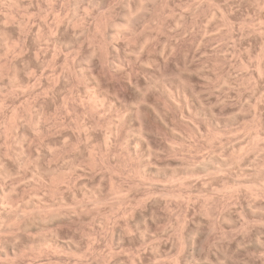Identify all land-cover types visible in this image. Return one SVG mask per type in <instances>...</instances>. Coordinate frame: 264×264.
<instances>
[{"label": "rangeland", "instance_id": "1", "mask_svg": "<svg viewBox=\"0 0 264 264\" xmlns=\"http://www.w3.org/2000/svg\"><path fill=\"white\" fill-rule=\"evenodd\" d=\"M89 1L88 0H15V1L14 0H11V1L10 0H8V1L7 0H0V13H1L0 14V34H1L0 35V67H1L0 68V90H1L0 91V122H1L0 123V153H1L0 155L3 156V157H1V156L0 157H1L3 163L6 161L5 162L6 164L4 163V166L6 168L8 167L6 169V172L7 173L10 172V174H8L9 177L8 176L7 177L10 180L13 178L10 181V180H8V178L6 176H5L6 177L5 178V177L0 175V177H2V178H0V180H1L0 181V208H1L0 214L4 213L6 215V213H9L6 216H10L12 214H13V216L16 215V213L14 212L16 210L15 204L13 206L14 209L12 208V206H10L11 209H9L10 208L9 204L11 202H12L11 203L12 205H13V203L16 202V205H18V209L16 211L18 213L20 210L19 214H21V210H23L24 207H25V209L30 208L29 205L32 203V205H30L31 206L30 211H29V209H28V211L25 209L22 211V213L24 211L31 213L34 210V208L37 205L39 206V204L42 202L41 198L44 199L43 202L41 203V205L43 203L44 204L47 203V205L45 204V206L49 207V209L46 207L47 210H51L53 207L54 208L57 207V208H55L56 210L59 209V210H57V212H59V211L62 212V210H61L62 208L60 209V208H58L60 206H57L58 202H59V205L64 203L63 202L60 204V202L62 201L61 199H64V201L66 202L62 205L64 207L66 206L65 208L63 207L65 210L66 209L67 210H69V209L76 210V211L69 210L70 212L75 213V214L73 213L75 215V216H73V219H75V220L74 221L72 220L71 221L72 223L68 224L69 225L68 227H67V225H65L66 227L63 226L64 228L63 227L58 228V229L63 228L62 229L63 231L58 230L57 228L56 229L60 233L63 232V235L66 237V239H64L65 237L62 235V233H61V235H62L61 237H63L62 239L64 241L67 240V237H71L70 239L68 238V241L69 240H70V242L73 241L72 243L75 242L74 243V244H76L75 247H77L79 245L78 248L76 249L77 251L75 250V247L73 248L74 251L72 250L74 253L67 250L68 252H66L65 254H68L70 256V258H69L70 261L66 260V259L64 261H56L58 263H56L54 261L52 263V261H49L51 264H71V263L76 264L77 261L78 262L80 261L78 259H82L80 257V256H82V254L87 255V256H85V259L84 258L82 259V261L86 260V257H88L87 258L88 261L87 260L85 261L88 264H90V263L91 264H98V263L99 264H120V262H121V264H142V263L143 264H148V263L149 264H168V263L169 264H187V263L188 264H195V263L196 264H199V263L200 264H218V263L219 264H237V263L238 264H261V263L264 264V229H263L264 228V214H263L264 213V183H263L264 182V170H263L264 169V166H263L264 165V151H263L264 150V59H263L264 58V41H263L264 34H263V36L261 34L264 32H260V34L258 33V31L261 29H263V31H264V15H263L264 14V0H240V1L234 0L233 1L235 3V4H233L234 5L233 8H235V9H233L234 12L232 11L233 12L232 17H233V22L235 25L234 31L236 33L233 32L234 34L232 33L233 35H231L232 37H230V38H228L229 37L228 36L229 34H227L228 28L225 25L227 22L225 21L224 24L222 22L226 19L222 15L218 16L217 18L215 17L216 20H212L213 24L211 21H210L211 25L209 23H207V21H208L207 19L211 16L212 8L210 6L209 7L210 9H209L208 6H206V8L203 11L204 13L206 12V14H204L205 17L202 14L203 12L201 13L202 16L197 15V14H196V16H194L193 11L191 10L190 11L191 14L186 13L184 15L185 17L184 18L182 17L183 18L182 19L180 16V14H182V10L179 9L176 12V14L178 13L177 15H174L173 17L171 16L170 18H172V19H170V18L168 19L169 15L167 16V13L168 14H170V13L167 12L166 15H164L167 18L163 16V18H164L163 21L167 20V23L165 21H164L165 23L163 22V26L167 24L166 26L163 27V29L160 30L159 28L153 29V28L148 27L149 29L145 28L144 29L145 31L139 30L140 32L139 31L137 32L140 34V36H139V34H137V37L139 40L138 39L135 40V41H137V43H135V41L133 40L134 37H133V39H131L132 42H129V43H127V42L130 39H128L127 42L123 39L121 41H119L120 40L119 39V40H117L119 42L116 43V45H118L119 47L116 46L114 43L117 41L114 40V38H113V36H114L113 29H110L108 27L107 28L108 33H106V30H105V33H104L105 36L104 37L107 38V40H106L102 36V33H98V34H101V36H102L101 37L100 35H98L95 32V29H93V28L95 27L94 24H96L100 19L101 20L104 19V16L107 17V19L110 17V14H109L110 10L109 9L111 7H113V9H115V10L111 11V15H113V13L114 14L116 13L117 15L115 14L116 16L114 15V17H116V18L118 17L117 19L121 18L123 16V11H124V7L122 6L124 0L123 1L122 0H98V1L93 0L94 2L92 0H89ZM90 3L93 4L94 6L91 7ZM16 4H17V6H16ZM87 4H89V6L91 7V9H89L92 11V12L90 11V15H87V14H89V13H87L88 7H89V6L87 7ZM108 4H110L111 6ZM107 5L109 6V8L108 7L106 8ZM223 6H226V5H223ZM84 7H86L85 9H87V11L84 9ZM122 7H123V9H121ZM103 10H105V11L107 10L106 14L103 13ZM209 10H211V11H209ZM224 11H225V9H224ZM84 12H86L85 16L86 15L87 16L85 18L86 19L88 18L87 19L88 21L84 18ZM209 12H210V14H209ZM91 13H92V15H91ZM100 14L103 15V19L100 17L101 16ZM81 15H83V17ZM55 16L56 17L58 16V17L56 18ZM64 16L65 17L68 16V17L64 18ZM88 16H90V17H88ZM178 16H179V18L182 19V22L185 25H183L181 23V19H178ZM190 16H191V18H190ZM193 16L196 18L197 21L196 20L193 21L195 19ZM197 16H199V17H197ZM200 16H201V18H200ZM70 17H72V18H70ZM95 17H97V19H95ZM99 17H100V19H99ZM174 17H175V19H174ZM221 17L224 18V20H220ZM73 18L75 20L77 19L78 21L76 22ZM81 18L82 19L84 18L86 21L83 22L84 19L82 20ZM199 18L200 19L203 18L201 20L202 22L200 21L201 23L209 26L208 27V30H209L208 33L211 32V29H212V33H214L213 31H216V33H215L216 35L213 34L214 37L210 36V35H212L211 33H210V35L207 34L208 36H205L206 38H204L200 42V40L202 38L200 37V32L198 31V29H200V27L203 24H201L199 22V20H200ZM71 19H73V23L75 21L73 26H74V28L76 27V29L71 27L73 24ZM176 19L180 20V22L177 21ZM70 20H71V22H70V24H68V22ZM79 20L80 21L82 20L81 22H83V23L80 22L81 25H79V27H78V25L75 26V24H79L78 23ZM94 21H97V22H94ZM176 21L178 22V28H176L175 25H173V22H176ZM4 22L6 25L4 24ZM244 22L245 23L248 22L250 25L252 24L250 26L252 28L255 25L254 29L252 30L251 28H249L250 31L247 30L248 29L247 27L249 24L247 23V25H246ZM17 23H18V25H17ZM92 23H93V27H91ZM193 23H194L193 26L195 28L192 30H194V32H193L194 34L196 33L195 35L198 34L197 36H195L190 31L188 32V28L190 26H192ZM197 23H198V26H197ZM216 23H217V25H215ZM67 24L69 25L68 27H67ZM82 24H83V28H85L87 26L86 29L82 28ZM84 24H85V26H84ZM179 24H182L181 27ZM259 24H261V26ZM223 25H225V26L222 27ZM240 25L241 26L246 25L247 27L245 26L242 28ZM56 26H58V28L60 26V30ZM169 26L171 28H173V27L174 28L171 30V28ZM215 26H217V27H215ZM80 27L83 30H86L84 32L87 33V30H88V32H90V33L86 34L89 37L86 35L83 36L85 33L83 32V30ZM179 27H180V29H179ZM213 27H214V29H213ZM220 27L222 28V30L221 31L219 30V31L222 34L219 31H218L219 33L217 32V30ZM255 27H257L256 30H255ZM38 28L40 29V31ZM56 28L58 30V33H57L58 35L56 34V36H54L55 32H53V34L51 32L53 30L55 31ZM72 28L74 30H72ZM87 28H90L91 31L94 30V32H91ZM184 28L186 29L185 31H184ZM191 28L192 27H190L189 30H191ZM215 28L216 29L218 28V29L216 30ZM240 28L243 29V32L241 33L243 38L240 36L241 34H239L240 33L239 30L242 31V29H240ZM78 29H80V31L82 30V32H83L82 36H80L82 33L80 34ZM108 29H110L109 30L110 32L108 31ZM150 29L151 30L153 29V30L151 31ZM155 29H157L156 33H154ZM50 30H52V31H50ZM173 30L174 31L177 30L178 32L177 31L174 32ZM195 30H197L198 33ZM74 31L75 32L77 31L75 33V35L78 34V32H79V34L74 36V33H73ZM148 31H151L152 35ZM161 31H162V33H161ZM183 31L185 33L187 31V34L189 33V35H192V38H194L193 40H196V43L195 44L193 43L195 45V47L192 45L193 40L190 38L191 36H189V35L186 36L187 34H185ZM38 32H40V33L38 34ZM144 32H147L146 37H148V34H150L149 36H150V40H151L150 41L151 45L149 46V42H148V47L145 48L146 50L143 52V54L141 53V58H140V56L138 57V54H137L141 51L136 52L137 56L135 58V57H133L134 56L133 52L138 51V49L141 47V46H139V42H141L143 44L144 40L146 38V37H144L145 36ZM7 33H8V35H7ZM93 33L95 35L99 36L97 39H96L97 36H95L96 41H98L99 39L102 41V44H101V42L99 40L98 41L99 45L97 42V46H98V48L100 47L102 49V50L101 49L100 50L103 52L104 55H102L101 52L97 51L98 49L96 48L97 46L95 45L96 42L94 40L88 41V39L90 40L91 36L94 37ZM223 33H224V38H223ZM246 33H249V34H246ZM89 34H91V35H89ZM155 34H158L159 36H157ZM179 34L180 35L182 34V36L179 37ZM40 35H42V36H40ZM225 35L227 37H225ZM1 36H2V38H1ZM156 36L158 38H156ZM209 36H210V38L216 37L215 38L216 40L215 39H208ZM219 36L220 37L222 36V38L224 40L221 38L219 39ZM37 37H39V38H37ZM84 37H86V40L89 43L85 40ZM87 37H88V39H87ZM93 37H91V38L93 39ZM111 37L114 41L113 40L110 41ZM137 37L135 36V38H137ZM151 37H152V39H151ZM196 37H197V39L199 37L200 40L199 39L197 40ZM178 38H179V40H178V42H176V39H178ZM225 38H227V39H225ZM47 39H48V41H46ZM142 39H143V41H142ZM153 39H154V41H152ZM230 39H232V40H230ZM233 39H234V41H233ZM210 40H212V42ZM213 41H215L216 43L218 41L217 44H220L218 46H220L221 49L217 46V44H214L215 42H213ZM90 42H92V43H90ZM103 42H105V43L107 42V43L105 44ZM193 42H195V41H193ZM126 43H127V46H126L127 49L130 47L128 50L125 48ZM65 44H66L67 48L65 47ZM103 44H104V46L101 47ZM129 44L131 46H129ZM142 44H140V45H142ZM177 44H180V45H177ZM198 44H199V46H198ZM112 45H115L116 48L113 47ZM121 45H122V47H121ZM196 45L198 47L197 52H196V50L193 49V48L196 49ZM210 45L217 46L215 48H217V49L219 48L218 49L219 51L221 50L219 57H216V59L213 57V60L215 61V62L211 61V62H213L212 63L213 66L211 65L210 60H209V62L206 61V58H208V56L210 55V52H211L210 51V48H211ZM227 45H229V46L231 45V46L226 47ZM175 46L176 47L178 46V47L174 48ZM221 46L222 47L225 46L224 51L226 49L225 52H227V53L222 52ZM6 47L7 48L9 47V49H7ZM81 47H82V49H81ZM112 47H113V49H112ZM117 47H118V49H117ZM162 47L164 48L165 51L162 49ZM58 48H59V50H58ZM172 48H174V49H172ZM207 48H209L208 51H210L208 54H206L207 52H205V50H207ZM227 48H229V49H227ZM249 48L251 51L249 50ZM114 49H116L117 51L115 50V52H114ZM124 49H126V50L124 51ZM55 50H56V52H55ZM91 50H94V53L97 52L96 53L97 56L93 55V51H91ZM129 50H130V53H129ZM228 50L230 51V53ZM231 50H233V51H231ZM120 51L121 52L124 51V52L121 53ZM171 51H173V52H171ZM125 52H126V54H124ZM145 52L147 53V55ZM169 52H171V53H169ZM77 53L79 55H81V57ZM100 53L102 55V59L105 58L103 63L100 62L101 58L99 59V57L101 56ZM132 53H133V55H132ZM203 53L208 55V56L204 55ZM89 54L91 56H94V58H91L89 56ZM111 54L114 56V58L112 57ZM130 54H131V56H130ZM168 54L170 56H168ZM77 55H78V59H77ZM116 55H118L117 56L118 58L116 57ZM122 56L123 57L125 56L124 58H126V59H124ZM234 56L236 58H234ZM95 57H96V59H95ZM142 57H143V59H142ZM80 58H82V59L84 58L83 60L81 59L83 62L79 61ZM106 58H108V59H106ZM122 58H123V60H122ZM127 58H129V59L131 58L130 60H132V61L128 60ZM137 58H139V60ZM165 58L167 59V61L169 60V62L167 64V66L169 67L167 70L168 71L167 73L171 75L170 80H172V78L175 79V82L170 81V84H171V82H173L174 84H171L170 87L168 88L169 90L171 89L172 94L169 93V90L165 91L159 86L156 87V85L155 86L152 85L153 86L152 87L150 85L152 83L151 80L152 81H153V79L156 80V78H158V76H159V75L158 76L155 75L158 71V67H159L158 65L161 64V62H163V61L167 62L166 60H164ZM184 58H186V59H184ZM85 59H88L90 61L88 62ZM102 59H101V61H102ZM111 59H114L113 60L114 62L110 61ZM133 59H134V61H133ZM203 59H204V61H203ZM242 59L244 62L242 61ZM116 60L117 61L121 60V62L118 61V63H117ZM136 60H137V62H136ZM141 60H143V62H145V64L143 62H141ZM92 61H94L93 62L94 65L93 64L90 65V63ZM122 61L124 64H122ZM205 61L207 62V64H205V65H208V66L211 65L209 67L210 69L208 68V66L206 67L204 65ZM119 62L123 65L122 66L123 71L122 70L120 72H118L116 70L113 71V68L111 65L113 63H114L113 65H116V63L118 65H120ZM147 62L149 63L148 65L150 66V68L147 65ZM200 62H201V65L203 63V66H202L203 68L201 67L202 69L201 68L198 69V66H200ZM83 63H85V64L89 63L90 66L89 65L84 66ZM106 63H109V64H107L108 66L106 65ZM142 63L145 66H143ZM184 64L186 65V68H185ZM196 64H199V65H196ZM214 64H215V66H214ZM82 65L84 67H81ZM188 65H189V67H188L189 70L187 69ZM14 66H16V67H14ZM66 66H69V67L65 68ZM87 67L88 68L94 67L91 69L92 73L94 72L93 74L91 73L92 75L91 74L89 75L87 73ZM192 67L194 69L196 67V70H193ZM204 67H206V68H204ZM109 68L111 69V71ZM68 69H70V70H68ZM79 69L81 70L80 74H82V69L84 70L83 72L85 74L83 73L84 75H80L78 73V72H80ZM184 69H187V70L181 71V73L183 74L182 75L179 71L184 70ZM1 71H2V73H1ZM13 71H14V73H13ZM18 73H19V75H18ZM71 73H74V74H71ZM175 73H176V75H175ZM157 74H159V72ZM5 75H7V76H5ZM85 75L86 76L89 75V76L86 77ZM10 76H12V77H10ZM94 76H96V77H94ZM179 76H180V78L182 77V80L185 81L183 83H185L186 85H187L186 80H187V82L189 81L188 82L189 85L186 86L185 84L182 83L183 85H185L184 86L185 88L179 87L182 85V84L178 83V81L180 82V80H181L178 78ZM15 77L16 78L18 77L19 80L17 78V80L15 81L14 80V79H16ZM85 77H86V79H85ZM93 77L96 78V80ZM97 77H99V78H97ZM91 79H94L93 80L94 84L92 83ZM97 79H99V80H97ZM88 80H90V82ZM176 80H177V83H176ZM13 81H15L17 83L16 84L14 82V85L17 87H15L13 85ZM97 81H99V82H97ZM9 83L10 84L12 83V84L10 85ZM90 83H92L94 86L98 83L99 84L98 88H101L102 90H104L106 92L109 91L107 93H109L110 96L107 94L108 97H105L106 100L104 99V102H102V105H100V103H99L100 100L95 101L96 99L90 97V94H89L90 90H91L90 88H92L91 87L92 84H90ZM175 83H176V85L178 84L177 85L178 88L176 87L177 89L175 88V86H176ZM87 86H89V87L87 88ZM136 86H137V88H136ZM188 86L190 87L189 91L187 90L189 88ZM224 86H225V88H224ZM237 87H238V89H237ZM145 88H147V89H145ZM191 88L193 90H191ZM22 90H24V91H22ZM88 90H89V92H87ZM190 90L193 91V93ZM85 91H86V93H84ZM187 91H188V93H187ZM79 92H81V94ZM106 92H105V95H106ZM143 93L144 94L147 93V95L146 94L144 95ZM165 93H169V95L170 94L173 95L174 93H176V94H174V97H172V96L168 97L167 94H165ZM87 94L89 95V98H92V99H89ZM183 94H185V95H183ZM177 95H179V96H177ZM166 96H167V98H166ZM251 96H253V97L251 98ZM111 97H116L117 99L119 98L118 101L119 100L120 101L119 102L116 101L117 99L114 100L115 98H113V100H112ZM169 98H171V99L169 100ZM173 98H174V100H173ZM260 98L262 100H260ZM140 99H142V100L140 101ZM89 100H90V102H89ZM92 101H93V103H92ZM105 101H108V103ZM246 101H248V102H246ZM3 102H4V104H3ZM123 102H124V104H123ZM94 103H95V105H94ZM199 103H200V105H199ZM97 104H98V107H97ZM42 105H43V108H42ZM91 105H94L93 109H92ZM99 105L102 107L100 108ZM39 106H41V107H39ZM105 106H106V108H105ZM120 106H121V108H120ZM186 106H189V107H186ZM96 107H97V109H94ZM139 107H140V109H139ZM15 108H17L16 111H14ZM33 109H35V110H33ZM36 109L38 112L36 111ZM106 110H108V111H106ZM205 110H207V111H205ZM13 111L15 114L13 113ZM68 111H70V112H68ZM109 111H111V112H109ZM155 112H157V113H155ZM188 112H190V113H188ZM195 112H196V114H195ZM30 113H31V115H30ZM37 113H38V115L42 114L43 117L38 116ZM153 113H155V114H153ZM36 115H37V117H39L41 119L35 117ZM45 117H46V119H45ZM18 118L19 119L21 118L23 120L20 119V121H21L20 122V121H18ZM34 118L36 120H34ZM115 118H117V119L115 120ZM9 119H10V121H9ZM38 119L40 120L39 122H37ZM28 120H30L31 122ZM110 120H112V121H110ZM139 121L142 122V124L139 123ZM33 122L34 123L36 122L34 126H33V124H34ZM111 122H112V125H111ZM218 122H219V124H218ZM38 123H41V124H38ZM68 123H70V124H68ZM12 124H13V126H12ZM140 124L146 129L148 127L150 128V129L148 128L150 131V132H148V134L149 135L151 134L150 136H152V137H149L148 135L145 136V134L139 135V134H141V132H139V129L137 130V128L141 127ZM22 125H23V127H22ZM55 125H56V127H55ZM244 125H245V127H244ZM30 126L35 127V128H32V127L30 128ZM38 126H39V130H38ZM98 127L101 128L102 130L99 129ZM79 128H80V130H78ZM83 128H86L85 130H87L89 128V130L85 131ZM43 129H44V131H43ZM91 129H93L94 131ZM15 130L18 132H16ZM151 130H152V133H151ZM255 130H256V132H255ZM11 131L13 133L14 132H16V133H14V135H13V133ZM37 131L39 132L38 135H37ZM84 131L86 132V134ZM111 131H112V134H111ZM21 132L24 133L25 136L22 135ZM77 132H79V133H77ZM135 133H136V135H135ZM201 134H202V136H201ZM199 135H200V137H199ZM112 136H113V138H112ZM174 136H175V138H174ZM211 136H212V138H211ZM24 137H26V138H24ZM27 137H28V139H27ZM141 137L146 139L145 141H147V142H148V139H151L152 143L151 142H148V143H149L150 147L151 146H153V147L152 148H150L149 146L146 147V145H148V144L143 139H141ZM14 138H15V140H14ZM64 138H66V139H64ZM90 138H91V140H90ZM20 139H22V140H20ZM24 139H25V141H24ZM103 139L105 140V142H107L108 140H111V142L110 141L107 142L108 144L106 143V145H108V146L105 145ZM106 139H108V140L106 141ZM208 139H211V140H208ZM17 140L19 142H17ZM143 141H144V144H143ZM210 141H212V142H210ZM24 142H26L28 144H25ZM138 142H139V144H138ZM17 143H18V145H17ZM20 143H21V146L23 145V149H24L23 155L24 154L27 155V156L24 155L25 157L22 156L21 150H23V149H21L22 147L20 146ZM63 143L64 144L68 143V144L64 145ZM145 143H146V145H145ZM135 144H137V145H135ZM62 145H64V146H62ZM175 145H176V147H175ZM104 146H105V148H104ZM52 147H53V149H55L54 151H52ZM60 147H62L61 150H60ZM76 148H77V150H76ZM108 148H110V149H108ZM149 148H150L151 152L148 151L149 152L148 153V152H146V150H149ZM12 149H14L15 151ZM151 149H155L156 152L152 153ZM74 150H75L76 154H75ZM104 150H106V151H104ZM134 150H136V152H137V153L135 152L136 155L134 153ZM219 150H220V152H222V155H224L225 157L224 156L218 157L219 154H217V153H220V152H218ZM18 151H20L21 153L19 152V154H18ZM38 151L40 154H37ZM80 151H82V152H80ZM13 152H15V153L13 154ZM3 153H6L7 155L6 154L2 155ZM150 153H152L153 155L148 156V154H150ZM156 153H159V155H158L159 157L157 156ZM215 153H216V156L218 158L221 157L222 160H224L223 159V157H224V158H226V160L228 162L226 160L225 161L219 160L220 162H218L217 157L215 156ZM211 154H212V156H211ZM19 155L22 156L21 159L18 158ZM36 155L40 158V160H37L38 157ZM140 155H142V156H140ZM4 156L5 157L7 156V158L3 159ZM87 156H89V157H87ZM176 157H178L180 159H177ZM185 157H186V159H185ZM240 157L242 160L239 159ZM16 158H18V159H16ZM35 158H37V159H35ZM112 158H115V160ZM149 158H151V160ZM171 158L173 159V161ZM211 158H213L212 162L210 161ZM1 159H0V161H1ZM32 159H33V161H31ZM56 159H58L59 161ZM101 159L103 160V163H101L102 161L100 162ZM147 159H149L148 162H147ZM204 159L207 162V163L205 162L206 165H204V162H203V161H205ZM234 159H235V161H234ZM104 160H105V162H104ZM180 160L181 161L183 160V161L181 162ZM64 161H65V164H63ZM114 161L116 162V164ZM215 161H217V163H215ZM21 162H22V164H21ZM213 162L215 164H212ZM18 163H20L23 166H21ZM40 163H41V165H40ZM73 163H74V168H72ZM78 163H80V164H78ZM86 163H88V164H86ZM92 163H94V164H92ZM202 163H203V166H202ZM249 163H250V165H249ZM24 164H25V166L27 165V167H28V168L26 167L27 170H26ZM31 164H33V165L31 166ZM61 164H63V165H61ZM39 165L41 166V168ZM57 165H58V167H57ZM4 166H3V168H4ZM33 166H35V167L33 168ZM75 166L78 167V168H76V170H75ZM80 166H81V169L82 168L83 169L85 168V169L81 171V169L79 168ZM99 166H100V168H99ZM155 166L158 167V169ZM48 167L50 169H48ZM69 167L72 169H70ZM209 167H211V168H209ZM3 168H2V171H3ZM46 168H47V170H46ZM60 168H62V169H60ZM254 168H256V170ZM10 169H11V171H7ZM28 169L33 170V171H29ZM36 169H39L41 172L37 171ZM77 169H78V171H77ZM138 169H139V172H138ZM160 169H162L164 172ZM250 169H252V170H250ZM18 170H20V172ZM68 170L69 171L72 170L75 174L72 173V171L69 172ZM86 170H87V173L84 174L83 171L86 172ZM2 171L0 169V173H2L3 175H4V173L7 174L5 171L4 172H2ZM23 171H25V172L23 173ZM157 171H158V174H157ZM53 172H55V173H53ZM13 173H15V174H13ZM26 173H28V174H26ZM120 173H121V175H120ZM138 173L139 174L142 173V175H144V176L138 175ZM220 173H223V174L219 175ZM35 174L37 175L36 176L37 178L35 177ZM63 174H64V176H63ZM171 174H173V175H171ZM16 175H18V176L20 175V177L16 178ZM67 175L68 176L72 175L71 176L72 178L70 176L68 177ZM39 176L41 177L40 179H38ZM50 176H52V177H50ZM66 176L68 177V179L69 178H71V179L68 180ZM102 176H103V178H102ZM119 176H120V178H119ZM48 177L51 179H49ZM139 177H141L142 179ZM164 177H166V178H164ZM171 177H173V178H171ZM27 178H28V180H27ZM42 178L44 179L45 183L41 180ZM62 178L64 180L67 179L66 182L68 184L71 183L70 184V185H72V186H70L71 189L69 187H67L69 185L66 182L60 183L61 182L60 179H62ZM159 178H161V179H159ZM240 178H241V180H240ZM23 179H25V180H23ZM110 179H112V180H110ZM139 179H140V181H139ZM38 180H40V182ZM45 180H48V181L46 182ZM53 180L55 181V183ZM183 180H185V181H183ZM23 181H25L27 184L25 183L26 185H24ZM41 181L43 183H41ZM50 181H51V183H50ZM110 181H112L113 183ZM135 181H137V182H135ZM201 181H202V183H201ZM19 182L20 183L22 182V183L20 184ZM36 182L38 183V186H37ZM81 182H83L84 184ZM160 182H162V184ZM171 182H172V185H171ZM235 182H236V184H235ZM17 183L20 184V185L18 184L19 189L16 188ZM65 183L67 184V186L65 185ZM159 183H160V185H159ZM11 184H13L12 185L13 187L11 186ZM34 184H36V185H34ZM43 184H46L47 187H46V185H43ZM85 184L87 186H85ZM130 184L133 187L130 186ZM152 184H154V185H152ZM14 185H15V187H14ZM50 185H52V186H50ZM53 185H54V187H53ZM79 185H81V186H79ZM83 185L85 188L83 187ZM241 185H243L242 188H241ZM29 186H32V188H30ZM65 186L67 187L66 189H70V190H65ZM91 186H93V187L91 188ZM152 186H153V189H152ZM250 186H252L253 188H251ZM40 187H42V188H40ZM75 187H76V189H75ZM203 187L204 188L206 187V188L204 189ZM255 187H256V189H255ZM8 188H10V191L8 190ZM80 188L82 190H80ZM83 188L85 190L86 189L89 190L90 192L86 190L87 191V194H86V192H84ZM100 188H101V190H100ZM37 189H39V190L37 191ZM50 189H51V192H49ZM166 189L167 190L171 189L170 194H168V195L166 194ZM249 189H251V190H249ZM4 190L6 193H8V191H9L8 195H6L5 192H3ZM15 190H17V191L15 192ZM93 191L95 194L91 193ZM200 191H202V192H200ZM30 192H32V193H30ZM34 192H35V195H34ZM42 192L44 193L43 196H42ZM46 192H47V197L45 196ZM88 192L90 193V195ZM69 193L70 194L72 193V194L70 195ZM80 193L82 195L84 193L85 198H84V195L82 198V195ZM98 193H99V195H98ZM126 193H127V195H126ZM73 194H75V195H73ZM116 194H117V196H116ZM28 195H30V196L32 195L31 199H29L30 196L28 197ZM160 195H162V196H160ZM164 195H166V196H164ZM36 196H38V197L41 196V198L40 197L38 198ZM155 196H157V198ZM9 197L12 198L11 201H10ZM16 197H17V199H16ZM44 197L47 199H45ZM49 197L54 198V199H50ZM88 197H92L93 199L88 198ZM1 198L2 199L4 198L3 202H2ZM34 198H35V201L33 200ZM37 198L41 200V201L39 200L40 203L37 200V203H39V204L35 203ZM162 198H163V200H161ZM174 198H176V199H174ZM128 199H129V201H128ZM164 199H166V200H164ZM46 200H47V202H46ZM83 201H84V203H83ZM146 201H147V203H146ZM207 201H208V203H207ZM53 202H54V204H53ZM19 204H21V207L19 206ZM33 204H35L36 206ZM44 204H43V206H44ZM32 206H33V209H32ZM50 206H52V207H50ZM80 206L83 207L81 209L82 210L81 213H80V208H81ZM93 206H96V207L94 208ZM248 206H250V207L248 208ZM90 207H92V209H94V210L92 211V209H90ZM64 209H63V212L65 211ZM206 209H207V211H206ZM250 209L252 211H249ZM2 210H4V211H2ZM7 210L8 211L13 210V213H12V211H10L12 213V214H10V212H7ZM35 210H36V208H35ZM67 210H66V212L68 213L69 211H67ZM52 211H53V213H55L54 210H52ZM257 211H259V213ZM34 212L35 211H33L32 213H34ZM76 212H77L78 216L76 215ZM133 213H135V214H133ZM205 213H206V215H205ZM255 213H258V214H255ZM4 214H2V215H4ZM152 214H154V215L152 216ZM260 214H263V215H260ZM5 215H4V217H5ZM13 216L11 218L15 219V217H13ZM229 219H231V220L229 221ZM50 220L51 219H49V221ZM222 220H223V222H222ZM224 220H225V222H224ZM12 221H14V220H12ZM12 221L7 219L4 223L5 225L2 226L3 228H1V226H0V230L5 229V230L1 231L0 233H2L3 236L5 234H7V235H5V239L8 240V242H10L12 245L14 244V246L16 248L21 247V251L23 250L22 252H25L24 254L20 253L21 255H23V257H25V256L26 257H29V256L32 257V256L36 255V254L32 255V253H34V250L32 249V247L35 249V251H37V247L35 245L29 246V244H28V247H27V245H25L27 243L25 242L24 238H26L28 236V238L31 237V238H34L36 240L43 239L44 237H46V239H47V237L50 238V236H49L50 234H53L54 232L55 233L58 232L55 229H50V227L53 225L51 223L52 221L50 223L48 221L45 223V224H47V223L52 224L51 226L47 225L48 226L47 227L45 224L43 226V225H41V222H38V224H37V222L33 220L34 221L33 223L35 225L32 223H29L30 226H29V228L27 227V231L29 230L31 232L25 231L26 228H24L23 226L19 227L20 228V230H19V228H17L18 225L16 227V224L14 225V223ZM6 222H7V224H6ZM11 222L13 225L11 224ZM16 222H18V221H16ZM79 222H80V224H79ZM260 222H261V224H260ZM8 223L11 224L12 226L11 225L9 226ZM95 223L98 225H96ZM132 223H133V225H132ZM221 223H223L224 225H222ZM17 224H19V223H17ZM31 226H33L32 229H34V230L31 229ZM34 226H36V227H34ZM181 226H182V228H181ZM239 226H241V227H239ZM7 227H10V228L8 229ZM42 227L45 229H43ZM21 230L24 232H22ZM38 230H40V231H38ZM42 230H43V232H42ZM52 230H53V233L50 232ZM75 230L76 231L78 230V231L75 232ZM12 231H13V233H12ZM17 231H18V233H17ZM19 231H20V233H19ZM64 231H65V233H64ZM145 231H146V233H145ZM14 232H16V233H14ZM41 232H42V234H39ZM24 233H26V235ZM66 233H67V235H66ZM191 233L193 236L191 235ZM76 234H79V235H76ZM194 234H196V235H194ZM261 234H263L262 235L263 237L260 236ZM15 236H16V239L20 238L19 240H15L16 242H14V240H13L15 238ZM17 236H18V238H17ZM118 236H120V237H118ZM193 237H195V238L193 239ZM118 238H120V241L118 240ZM182 238H183V240H182ZM258 239H260V241ZM11 240L13 241V243L11 242ZM18 241H20V242H18ZM114 241L116 244L114 243ZM193 241H195V243ZM193 243H194V245H192ZM46 244H44L45 247H42V248H44V249L48 248V244H51V243L49 242L47 245ZM18 246H20V247H18ZM154 246L156 249L154 248ZM22 247H24L25 250ZM92 247H94V248H92ZM157 247H158L160 252L158 251ZM28 248H30V249H28ZM244 248H245V250H244ZM87 249H89L88 253L85 254V252H87ZM152 249L154 250L153 251L154 253L152 252ZM59 252H60V254H62L61 251H59ZM64 252H65V250L63 251V253ZM155 254H157L158 256ZM164 254H167V255H164ZM21 255H19V257H18L19 259H20ZM189 255H190V258L188 259ZM62 256H63V254H62ZM215 256H216V258H215ZM26 257L25 258L21 257V259H23V260L24 259L25 260L31 259V260L35 261V258H36V257H34V258L32 257L33 258L32 259V258H26ZM45 258L46 257H44V255H43L42 258H40L39 260L37 259V260H38V262L40 261L39 262L40 264H49V262L46 260L47 258L46 259ZM170 259H171V261H170ZM29 260H27V263ZM194 260L196 262H194ZM11 261H12V258H11ZM140 261H142V262H140ZM223 261H224V263H222ZM31 263H32V261H30V264ZM11 264H13V262Z\"/></svg>", "mask_w": 264, "mask_h": 264}, {"label": "bare ground", "instance_id": "2", "mask_svg": "<svg viewBox=\"0 0 264 264\" xmlns=\"http://www.w3.org/2000/svg\"><path fill=\"white\" fill-rule=\"evenodd\" d=\"M7 1H8V0H7ZM10 1H11V0H10ZM14 1H15V0H14ZM88 1H89V0H88ZM92 1H93V0H92ZM97 1H98V0H97ZM122 1H123V0H122ZM122 1H121V2H122ZM233 1H234V0H124V1H123V5L121 4V5L124 7L123 16H122V17L120 16L121 18L117 19L118 17H117V18L114 17V15H115L116 13H115V14L113 13V15H111V11H112V10H115V9H113V7H111V8L109 9V10H110V13H109V14H110V17L107 19V17L104 16V19H105V18L107 19V20H106V19L104 20V19H103V15L100 14L101 16H100V15H99V16H100L104 21L101 20L100 17H99L100 20L98 19V20H99L98 22H97V21H94V22H97V23L94 24L95 27H94L93 29H95V32H96L97 34H98V33H102V36L104 37V36H105V34H104V33H105V30H106V33H108V32H107V28L109 27L110 29H113L114 36H113V35H112V36H113L114 40L117 41V40L120 39L119 41H121V40L123 39V40H125V41L127 42L128 39L131 40V39H133V37H134L133 40L135 41L136 39H138L137 34H139V33H137V32H138L139 30L142 31V30H144L145 28L147 29L148 27H149V28H153V29H154V28H159L160 30L163 29V27L167 25V24H166V25L163 26V22L165 21V20L163 21V19H164L163 16L166 15L167 12L170 13V14L167 13V16L169 15V16H168V19H169L171 16L173 17L174 15H177L178 13L176 14V12H177L179 9L182 10V14H180L181 18H182V17L184 18V17H185L184 15H185L186 13H190L191 10L193 11V15H194V16H196V14L202 16V14H203V15L206 14V12H205V13L203 12L204 9L206 8V6H208V8L211 6L212 11L209 10V11H211V16L209 17L210 19H209V18L207 19V20H208L207 23H209V24L211 25V23H210V21H211L212 24H213V21H212V20H216L215 17L217 18L218 16L222 15L226 20H224V18H222V17H221V19H220V18H219V19H220V20H224V21H222L223 24H224L225 21L227 22L225 25H226V27L228 28V29H227V30H228V33H227V34H229V35H228V36H229L228 38H230V37H232L231 35H233L234 33H236V32L234 31V28H235L234 26H235V25H234L233 17H232L233 12H234L233 9H235V8H233V7H234L233 4H235ZM239 1H240V0H239ZM3 2H4V1H3ZM89 2H90V1H89ZM93 2H94V1H93ZM105 2H106V1H105ZM82 3H83V2H82ZM91 3H92V2H91ZM91 3H90V6H91V7L94 6V5L91 4ZM98 3H99V2H98ZM101 3H102V2H101ZM103 3H104V2H103ZM223 3H224V4H223ZM258 3H259V2H258ZM53 4H54V3H53ZM96 4H97V3H96ZM99 4H100V3H99ZM14 5H15V4H14ZM108 5H110V4H108ZM108 5L106 6V8H107V7L109 8ZM223 5H226V6H223ZM1 6H2V5H1ZM16 6H17V4H16ZM88 6H89V4H87V7H88ZM90 6H89V7H90ZM110 6H111V5H110ZM112 6H113V5H112ZM13 7H14V6H13ZM77 7H78V6H77ZM89 7H88V11H87V9H85L86 7H84V9L87 11V13H89V14H87V15H90V11H91V10H89V9H91V7H90V8H89ZM123 7H122L121 9H123ZM64 8H65V7H64ZM101 8H102V7H101ZM106 8H105V9H106ZM75 9H76V8H75ZM94 9H95V8H94ZM97 9H98V8H97ZM103 9H104V8H103ZM209 9H210V8H209ZM224 9H225L226 12L224 11ZM11 10H12V9H11ZM98 10H99V9H98ZM109 10H108V11H109ZM181 10H180V11H181ZM46 11H47V10H46ZM83 11H84V10H83ZM104 11H105V10H103V13L106 14V11H107V10H106L105 12H104ZM120 11H121V10H120ZM207 11H208V10H207ZM232 11H233V12H232ZM235 11H236V10H235ZM91 12H92V11H91ZM202 12H203V13H202ZM107 13H108V12H107ZM194 13H195V14H194ZM201 13H202V14H201ZM0 14H1V13H0ZM5 14H6V13H5ZM50 14H51V13H50ZM68 14H69V13H68ZM85 14H86V12H84V18L87 16V15L85 16ZM190 14H191V13H190ZM209 14H210V12H209ZM91 15H92V13H91ZM116 15H117V14H116ZM116 15H115V16H116ZM250 15H251V14H250ZM259 15H260V14H259ZM263 15H264V14H263ZM71 16H72V15H71ZM74 16H75V15H74ZM81 16L83 17V15H81ZM118 16H119V15H118ZM188 16H189V15H188ZM191 16H192V15H191ZM191 16H190V18H191ZM194 16H193V17H194ZM201 16H200V18H201ZM55 17H56V16H55ZM57 17H58V16H57ZM57 17H56V18H57ZM66 17H68V16H66ZM66 17L64 16V18H66ZM75 17H76V16H75ZM88 17H90V16H88ZM91 17H92V16H91ZM164 17H166V16H164ZM193 17H192V18H193ZM197 17H199V16H197ZM204 17H205V15H204ZM70 18H72V17H70ZM84 18H83V19H84ZM166 18H167V17H166ZM181 18H179V16H178V19H181ZM183 18H182V19H183ZM194 18H195V17H194ZM200 18H199V19H200ZM44 19H45V18H44ZM54 19H55V18H54ZM73 19H74V18H73ZM73 19H71V20H72V23H73ZM81 19H82V18H81ZM83 19H82V20H83ZM85 19H86V18H85ZM85 19L83 20V22L86 21L88 18H87L86 20H85ZM95 19H97V17H95ZM95 19H94V20H95ZM170 19H172V18H170ZM174 19H175V17H174ZM174 19H173V20H174ZM182 19H181V23L183 24ZM202 19H203V18H202ZM202 19H200L199 22H200ZM205 19H206V18H205ZM42 20H43V19H42ZM60 20H61V19H60ZM63 20H64V19H63ZM63 20H62V21H63ZM71 20L68 22V24H70ZM74 20H75V19H74ZM82 20H81V21H82ZM176 20H177V19H176ZM187 20H188V19H187ZM192 20H193V19H192ZM195 20H196V18H195L193 21H195ZM220 20H219V21H220ZM259 20H260V19H259ZM10 21H11V20H10ZM15 21H16V20H15ZM75 21L77 22L78 20L76 19ZM75 21H74V23H75ZM81 21L79 20V22H78L79 24H75V26L78 25V27H79V25H81V24H80ZM87 21H88V20H87ZM92 21H93V20H92ZM177 21L180 22V20H177ZM177 21H176V22H173V25H175L176 28H178V22H177ZM196 21H197V20H196ZM204 21H205V20H204ZM83 22H81V23H83ZM165 22L167 23V20H166ZM165 22H164V23H165ZM201 22H202V21H201ZM201 22H200V23H201ZM222 22H221V23H222ZM54 23H55V22H54ZM74 23H73L72 26H71V27H73V28H74V26H73ZM195 23H196V22H195ZM207 23H206V24H207ZM219 23H220V22H219ZM219 23H218V24H219ZM241 23H242V22H241ZM244 23H245V22H244ZM247 23H248V22H247ZM247 23H245V24L247 25ZM260 23H261V22H260ZM4 24H5V22H4ZM56 24H57V23H56ZM68 24H67V27L69 26ZM169 24H170V23H169ZM182 24H179L180 27H181ZM201 24H203V23H201ZM248 24H249V23H248ZM5 25H6V24H5ZM13 25H14V24H13ZM17 25H18V23H17ZM61 25H62V24H61ZM171 25H172V24H171ZM183 25H185V24H183ZM193 25H194V23L192 24V26H190V27H192L191 30H189L190 27L188 28V32H189V31L192 32V33L194 32V30H192V29L195 28ZM199 25H200V24H199ZM215 25H217V23H216ZM219 25H220V24H219ZM225 25H223L222 27H224ZM241 25H242V24H241ZM241 25H240V26H241ZM246 25H245V26H246ZM251 25H252V24H251ZM251 25L249 24L248 27L246 26V27L248 28L247 30H249V28H251L252 30L254 29V26H255V25L253 24V25H254L253 28L250 27ZM259 25L261 26V24H259ZM14 26H15V25H14ZM33 26H34V25H33ZM46 26H47V25H46ZM84 26H85V24H84ZM90 26H91V25H90ZM197 26H198V23H197ZM197 26H196V27H197ZM245 26L243 25V26H241V27L243 28V27H245ZM21 27H22V26H21ZM56 27L58 28V26H56ZM67 27H66V28H67ZM86 27H87V26H86ZM86 27L83 28V24H82V28H83V29H86ZM91 27H93V23H92V26H91ZM91 27H90V28H91ZM167 27H168V26H167ZM169 27H170V26H169ZM180 27H179V29H180ZM208 27H209L208 25H204V24H203V25L200 27V29L197 28L198 31L200 32V37L202 38V39L200 40V38L198 37V39L200 40V42H201L204 38H206L205 36L210 35V33L212 34V35H210V36H213V34L216 33V31H213L214 33H212V29H211V32L208 33V31H209V30H208ZM215 27H217V26H215ZM57 28H56V30H57ZM62 28H63V27H62ZM73 28H72V30L76 29V27H75L74 29H73ZM80 28H81V27H80ZM82 28H81V29H82ZM90 28H87V29L90 30ZM149 28H148V29H149ZM170 28H171V27H170ZM170 28H169V29H170ZM173 28H174V27H173ZM173 28H171V30H172ZM176 28H175V29H176ZM220 28H221V27H220ZM220 28H219V29L217 28L218 30H217L216 28H215V29H216L217 32H218L219 30H220V31L222 30V28H221V29H220ZM238 28H239V27H238ZM242 28H240V29H242ZM260 28H261V27H260ZM38 29H39V28H38ZM42 29H43V28H42ZM58 29L60 30V26H59ZM83 29H82V30H83ZM110 29H108V31H109ZM153 29H152V30H153ZM159 29H158V30H159ZM169 29H168V30H169ZM213 29H214V27H213ZM224 29H225V28H224ZM256 29H257V27H255V30H256ZM56 30H55V31H54V30H53V31L50 30V31H52V32H51L52 34H53V32H55V33H54V34H55L54 36H56V34L58 33V30H57V31H56ZM66 30H67V29H66ZM82 30L80 31V29H78V31L80 32V34L82 33L80 36H82V35H83V32L86 31V30H83V32H82ZM150 30H151V29H150ZM152 30H151V31H152ZM160 30H159V31H160ZM171 30H170V31H171ZM185 30H186V29L184 28V31H185ZM237 30H238V29H237ZM247 30H246V31H247ZM39 31H40V29H39ZM90 31H91V30H90ZM111 31H112V30H111ZM140 31H139V32H140ZM144 31H145V30H144ZM151 31H148V32H150V34H151V33H152ZM154 31H155L154 33H156L157 29H155ZM162 31H163V30H162ZM162 31H161V33H162ZM173 31H174V30H173ZM176 31H177V30H176ZM176 31H174V32H176ZM179 31H180V30H179ZM184 31H183V32H184ZM195 31H197V30H195ZM198 31H197V33H198ZM220 31H219V32H220ZM249 31H250V30H249ZM257 31H258V30H257ZM257 31H256V32H257ZM41 32H42V31H41ZM76 32H77V31H76ZM76 32H75V31L73 32V33H74V36H76V35L79 34V32H78V34L75 35ZM91 32H94V30H92ZM109 32H110V31H109ZM177 32H178V31H177ZM219 32H218V33H219ZM226 32H227V31H226ZM226 32H225V33H226ZM233 32H234V33H233ZM239 32H240L239 34H241V33L243 32V29H242V31L239 30ZM260 32H264L263 29H261V30L258 31L259 34H260ZM39 33H40V32H38V34H39ZM49 33H50V32H49ZM84 33H85V34H84L83 36H85L87 33H90V32H88V30H87V33H86V32H84ZM142 33H143V32H142ZM144 33H145V34H144V35H145L144 37H146V33H147V32H144ZM157 33H158V32H157ZM171 33H172V32H171ZM179 33H180V32H179ZM184 33H185V32H184ZM220 33H221V32H220ZM232 33H233V34H232ZM244 33H245V32H244ZM52 34H51V35H52ZM91 34H92V33H91ZM91 34H89V35H91ZM109 34H110V33H109ZM150 34H148V37L145 38L143 44H142L141 42H139V46H141V47L138 49V51H134V52H133V53H134V56H133V57L136 58V56H137V54H138V57L140 56V58H141V53L143 54V52L146 50L145 48L148 47V42H149V46L151 45V44H150V41H151V40H150V36H149ZM167 34H168V33H167ZM175 34H176V33H175ZM185 34H187V31H186ZM185 34H184V35H185ZM190 34H191V33H190ZM193 34H194V33H193ZM195 34H196V33H195ZM195 34H194V35H195ZM207 34H208V35H207ZM221 34H222V33H221ZM227 34H226V35H227ZM246 34H249V33H246ZM261 34H262V36H263L264 33H261ZM0 35H1V34H0ZM7 35H8V33H7ZM57 35H58V34H57ZM93 35H94V37L91 36V37H93V39L90 37V40L88 39L89 36H88V35H86V36H88V37H87L88 41H93V40H94V41L96 42V44H95L94 42H93V43L97 46V42H98L100 39H99L98 41H96V40H95V36H97V35H95L94 33H93ZM98 35L101 36V34H98ZM106 35H107V34H106ZM151 35H152V34H151ZM153 35H154V34H153ZM155 35L159 36L158 34H155ZM177 35H178V34H177ZM188 35H189V33H188L186 36H188ZM197 35H198V34H197ZM197 35H195V36H197ZM215 35H216V34H215ZM217 35H218V34H217ZM226 35H225V37H227ZM235 35H236V34H235ZM235 35H234V36H235ZM37 36H38V35H37ZM40 36H42V35H40ZM54 36H53V37H54ZM80 36H79V37H80ZM102 36H101V37H102ZM110 36H111V35H110ZM135 36H136L137 38H135ZM139 36H140V34H139ZM157 36H156V38H158ZM181 36H182V34H181V35L179 34V37H181ZM189 36H191L190 38H191L192 40L194 39V38H192V35H189ZM210 36H209L208 39H215V38H216V37H215V38H210ZM240 36L243 38L242 34H241ZM4 37H5V36H4ZM64 37H65V36H64ZM79 37H78V38H79ZM98 37H99V36H97L96 39H97ZM101 37H100V38H101ZM154 37H155V36H154ZM183 37H184V36H183ZM183 37H182V38H183ZM193 37H194V36H193ZM213 37H214V36H213ZM1 38H2V36H1ZM7 38H8V37H7ZM37 38H39V37H37ZM45 38H46V37H45ZM47 38H48V37H47ZM74 38H75V37H74ZM84 38H85V40H86V37H84ZM142 38H143V37H142ZM176 38H177V37H176ZM217 38H218V37H217ZM220 38H221V39L224 38V33H223V38H222V36H221V37L219 36V39H220ZM233 38H234V37H233ZM260 38H261V37H260ZM60 39H61V38H60ZM76 39H77V38H76ZM76 39H75V40H76ZM104 39L107 40V38H105V37H104ZM108 39H109V38H108ZM151 39H152V37H151ZM191 39H190V40H191ZM196 39H197V37H196ZM198 39H197V40H198ZM208 39H207V40H208ZM225 39H227V38H225ZM111 40H113L112 37L110 38V41H111ZM114 40H113V41H114ZM130 40H129L127 43L132 42V40H131V41H130ZM138 40H139V39H138ZM178 40H179V38L176 39V42H178ZM182 40H183V39H182ZM192 40H191V41H192ZM215 40H216V39H215ZM217 40H218V39H217ZM223 40H224V39H223ZM230 40H232V39H230ZM4 41H5V40H4ZM11 41H12V40H11ZM46 41H48V39H47ZM67 41H68V40H67ZM86 41H87V40H86ZM88 41H87V42H88ZM103 41H104V40H103ZM108 41H109V40H108ZM119 41L114 42L115 45H116V43H118ZM134 41H133V42H134ZM142 41H143V39H142ZM152 41H154V39H153ZM193 41H195V42H193ZM193 41H192V45L195 47L194 44L196 43V40H193ZM210 41L212 42V40H210ZM233 41H234V39H233ZM263 41H264V39H263ZM7 42H8V41H7ZM100 42H101V44H102V41H101V40H100ZM180 42H181V41H180ZM200 42H199V43H200ZM213 42H215V41H213ZM42 43H43V42H42ZM44 43H45V42H44ZM88 43H89V42H88ZM90 43H92V42H90ZM103 43H105V42H103ZM106 43H107V42H106ZM106 43H105V44H106ZM114 43H113V44H114ZM127 43L125 44V48H126V49H127V47H126V46H127ZM135 43H137V41H135ZM156 43H157V42H156ZM193 43H194V44H193ZM217 43H218V41H217ZM217 43L215 42L214 44H217ZM249 43H250V42H249ZM6 44H7V43H6ZM84 44H85V43H84ZM101 44H100V45H101ZM110 44H111V43H110ZM130 44H131V43H130ZM130 44H129V46H131ZM133 44H134V43H133ZM140 44H142V45H140ZM200 44H201V43H200ZM203 44H204V43H203ZM212 44H213V43H212ZM235 44H236V43H235ZM239 44H240V43H239ZM7 45H8V44H7ZM98 45H99V42H98ZM115 45H112V46L116 48V46H118V45H116V46H115ZM163 45H164V44H163ZM177 45H180V44H177ZM183 45H184V44H183ZM218 45H220V44H217V46H218ZM250 45H251V44H250ZM1 46H2V45H1ZM103 46H104V44H103L101 47H103ZM164 46H165V45H164ZM198 46H199V44H198ZM213 46H214V45H213ZM213 46L210 45V47H211V48H210V51H211V52L208 51L209 48H207V50H205V52H207L206 54H208V53L210 52V55H209L210 57H209L208 55H206V54L203 53L204 55L208 56V58H206V61H208V62H209V60H210V62H211V61H214V60H213V57L216 59V57H219V56H220V53H221V50H220V51L218 50V49L220 48V46H218V47H219L218 49L215 48V47H217V46H214V47H213ZM228 46H229V45H227L226 47H228ZM230 46H231V45H230ZM230 46H229V47H230ZM35 47H36V46H35ZM61 47H62V46H61ZM65 47H66V44H65ZM68 47H69V46H68ZM88 47H89V46H88ZM113 47H112V49H113ZM118 47H119V46H118ZM118 47H117V49H118ZM121 47H122V45H121ZM154 47H155V46H154ZM177 47H178V46H177ZM177 47L175 46L174 48H177ZM221 47H222V46H221ZM224 47H225V46H224ZM224 47H222V52H223V53L226 51V49H225V51H224ZM250 47H251V46H250ZM257 47H258V46H257ZM6 48H7V47H6ZM53 48H54V47H53ZM66 48H67V47H66ZM66 48H65V49H66ZM96 48L98 49V50L96 49L97 51L101 52L102 55H104L103 52L101 51L102 49H101L100 47L98 48V46H97ZM123 48H124V47H123ZM129 48H130V47H129ZM129 48H128V49H129ZM170 48H171V47H170ZM174 48H172V49H174ZM197 48H198V47H197V45H196V49H195V48H193V49L196 50V52H197V50H198ZM7 49H9V47H8ZM7 49H6V50H7ZM81 49H82V47H81ZM100 49H101V50H100ZM104 49H105V48H104ZM112 49H111V50H112ZM120 49H121V48H120ZM126 49H124V51H125ZM128 49H127V50H128ZM162 49L164 50L163 47H162ZM162 49H161V50H162ZM199 49H200V48H199ZM220 49H221V48H220ZM227 49H229V48H227ZM238 49H239V48H238ZM58 50H59V48H58ZM72 50H73V49H72ZM94 50H95V49H94ZM94 50H91V51H93V55H96L97 52L95 51L96 53H94ZM115 50H116V49H114V52H115ZM130 50H131V49H130ZM130 50H129V53H130ZM135 50H136V49H135ZM249 50H250V48H249ZM116 51H117V50H116ZM124 51H122V52H124ZM131 51H132V50H131ZM139 51H141V52H139ZM164 51H165V50H164ZM164 51H163V52H164ZM169 51H170V50H169ZM228 51H229V50H228ZM231 51H233V50H231ZM250 51H251V50H250ZM262 51H263V50H262ZM20 52H21V51H20ZM55 52H56V50H55ZM86 52H87V51H86ZM99 52H98V53H99ZM120 52H121V51H120ZM122 52H121V53H122ZM136 52H139V53L136 54ZM146 52H147V51H146ZM146 52H145V53H146ZM159 52H160V51H159ZM163 52H162V53H163ZM171 52H173V51H171ZM171 52H169V53H171ZM194 52H195V51H194ZM259 52H260V51H259ZM5 53H6V52H5ZM16 53H17V52H16ZM78 53H79V52H78ZM78 53H77V54H78ZM101 53H100V55H101ZM118 53H119V52H118ZM129 53H128V54H129ZM133 53H132V55H133ZM150 53H151V52H150ZM179 53H180V52H179ZM223 53H222V54H223ZM225 53H227V52H225ZM229 53H230V51H229ZM231 53H232V52H231ZM241 53H242V52H241ZM257 53H258V52H257ZM57 54H58V53H57ZM79 54H80V53H79ZM79 54H78V55H79ZM116 54H117V53H116ZM124 54H126V52H125ZM135 54H136V55H135ZM163 54H164V53H163ZM183 54H184V53H183ZM78 55H77V59H78ZM84 55H85V54H84ZM102 55L99 57V59H100V58L102 59ZM111 55H112V54H111ZM119 55H120V54H119ZM146 55H147V53H146ZM261 55H262V54H261ZM79 56L81 57V55H79ZM89 56H90L91 58H94V56H91L90 54H89ZM96 56H97V55H96ZM98 56H99V55H98ZM108 56H109V55H108ZM117 56H118V55H116V57H117ZM130 56H131V54H130ZM161 56H162V55H161ZM168 56H170V55L168 54ZM187 56H188V55H187ZM257 56H258V55H257ZM67 57H68V56H67ZM67 57H66V58H67ZM83 57H84V56H83ZM106 57H107V56H106ZM110 57H111V56H110ZM112 57L114 58L113 55H112ZM116 57H115V58H116ZM122 57H123V56H122ZM124 57H125V56H124ZM124 57H123V58H124ZM166 57H167V56H166ZM183 57H184V56H183ZM185 57H186V56H185ZM204 57H205V56H204ZM222 57H223V56H222ZM249 57H250V56H249ZM64 58H65V57H64ZM97 58H98V57H97ZM108 58H109V57H108ZM108 58H106V59H108ZM117 58H118V57H117ZM120 58H121V57H120ZM123 58H122V60H123ZM234 58H236V57L234 56ZM2 59H3V58H2ZM81 59H82V58H80L79 61L83 62L82 60H83L84 58H83L82 60H81ZM89 59H90V58H89ZM95 59H96V57H95ZM101 59H100V62L103 63V61H104L105 58L102 59V61H101ZM124 59H126V58H124ZM127 59L130 60L131 58H130V59L127 58ZM137 59L139 60V58H137ZM142 59H143V57H142ZM182 59H183V58H182ZM184 59H186V58H184ZM230 59H231V58H230ZM263 59H264V58H263ZM67 60H68V59H67ZM72 60H73V59H72ZM85 60H87L88 62L90 61V60H88V59H85ZM92 60H93V59H92ZM113 60H114V59H111L110 61L114 62ZM147 60H148V59H147ZM162 60H163V59H162ZM164 60L167 61L166 58H165ZM179 60H180V59H179ZM222 60H223V59H222ZM233 60H234V59H233ZM251 60H252V59H251ZM79 61H78V62H79ZM118 61L121 62V60H118ZM118 61L116 60L117 63H118ZM124 61H125V60H124ZM130 61H132V60H130ZM133 61H134V59H133ZM191 61H192V60H191ZM203 61H204V59H203ZM206 61L204 62V65L207 64ZM242 61H243V59H242ZM39 62H40V61H39ZM93 62H94V61H92V62L90 63V65L93 64ZM96 62H97V61H96ZM98 62H99V61H98ZM120 62H119L120 65H118L117 63H116V65H113L114 63L111 65L112 68H113V71L116 70V71L120 72V71L122 70V66H123L122 64H124V63H123V61H122V64H121ZM126 62H127V61H126ZM136 62H137V60H136ZM141 62H143V60H141ZM152 62H153V61H152ZM168 62H169V60H168L167 62H164V61H163V62H161V64L158 65L159 67H158V71H157V73L159 72V74L156 73L155 75H157V76L159 75V76H158V78H156V80H154V79H153V81L151 80L152 83H151V84L149 83L151 86H152V85H153V86L156 85V87L159 86V87H161L163 90L168 91V90H169L168 88L170 87V85H171V84H174L173 82H175V79L172 78V80H170V76H171V75L167 73V72H168L167 70H168V68H169V67L167 66ZM175 62H176V61H175ZM201 62H202V61H201ZM201 62H200V66H198V69H200V68L203 66V63H202V65H201ZM214 62H215V61H214ZM243 62H244V61H243ZM248 62H249V61H248ZM259 62H260V61H259ZM79 63H80V62H79ZM102 63H101V64H102ZM127 63H128V62H127ZM143 63L145 64V62H143ZM143 63H142V64H143ZM193 63H194V62H193ZM212 63H213V62H211V65H212ZM223 63H224V62H223ZM249 63H250V62H249ZM81 64H82V63H81ZM83 64H84V66H85V65H86V66L89 65V63H86V64L83 63ZM107 64H109V63H106V65H107ZM135 64H136V63H135ZM139 64H140V63H139ZM144 64H143V66H145ZM148 64H149V63L147 62V65H148ZM208 64H209V63H208ZM231 64H232V63H231ZM241 64H242V63H241ZM254 64H255V63H254ZM14 65H15V64H14ZM78 65H79V64H78ZM90 65H89V66H90ZM93 65H94V64H93ZM98 65H99V64H98ZM126 65H127V64H126ZM184 65H185V64H184ZM196 65H199V64H196ZM211 65H210V66H211ZM73 66H74V65H73ZM79 66H80V65H79ZM84 66L82 65L81 67H84ZM107 66H108V65H107ZM120 66H121V67H120ZM148 66H149V65H148ZM175 66H176V65H175ZM205 66L207 67L208 65H205ZM210 66H208V68H209ZM212 66H213V65H212ZM214 66H215V64H214ZM244 66H245V65H244ZM14 67H16V66H14ZM67 67H69V66H66L65 68H67ZM94 67H95V66H94ZM94 67H92V68H94ZM188 67H189V65L187 66V69L189 70ZM196 67H197V66H196ZM196 67H195V69L192 67L193 70H196ZM206 67H204V68H206ZM236 67H237V66H236ZM238 67H239V66H238ZM248 67H249V66H248ZM251 67H252V66H251ZM0 68H1V67H0ZM92 68H91V67H89V68L87 67V73H88L89 75L92 73V71H91ZM110 68H111V67H110ZM110 68H109V69H110ZM123 68H124V67H123ZM149 68H150V66H149ZM179 68H180V67H179ZM185 68H186V65H185ZM202 68H203V67H202ZM202 68H201V69H202ZM208 68H207V69H208ZM212 68H213V67H212ZM212 68H211V69H212ZM10 69H11V68H10ZM16 69H17V68H16ZM16 69H15V70H16ZM83 69H84V68H83ZM83 69H82V74H80V73H81V70L79 69L80 72H78V73H79L80 75H84V74H85V73L83 72L85 69H84V70H83ZM144 69H145V68H144ZM187 69L180 70L179 72L181 73V71H185V70H187ZM198 69H197V70H198ZM209 69H210V68H209ZM33 70H34V69H33ZM68 70H70V69H68ZM125 70H126V69H125ZM156 70H157V69H156ZM191 70H192V69H191ZM191 70H190V71H191ZM3 71H4V70H3ZM110 71H111V69H110ZM122 71H123V70H122ZM177 71H178V70H177ZM255 71H256V70H255ZM29 72H30V71H29ZM29 72H28V73H29ZM64 72H65V71H64ZM70 72H71V71H70ZM179 72H178V73H179ZM187 72H188V71H187ZM244 72H245V71H244ZM1 73H2V71H1ZM13 73H14V71H13ZM13 73H12V74H13ZM83 73H84V74H83ZM93 73H94V72H93ZM93 73H92V74H93ZM112 73H113V72H112ZM116 73H117V72H116ZM173 73H174V72H173ZM183 73H184V72H183ZM201 73H202V72H201ZM15 74H16V73H15ZM71 74H74V73H71ZM92 74H91V75H92ZM181 74H182V73H181ZM189 74H190V73H189ZM18 75H19V73H18ZM28 75H29V74H28ZM89 75H87V76H89ZM94 75H95V74H94ZM115 75H116V74H115ZM172 75H173V74H172ZM175 75H176V73H175ZM179 75H180V74H179ZM182 75H183V74H182ZM182 75H181V76H182ZM196 75H197V74H196ZM213 75H214V74H213ZM230 75H231V74H230ZM245 75H246V74H245ZM1 76H2V75H1ZM3 76H4V75H3ZM5 76H7V75H5ZM85 76H86V75H85ZM87 76H86V77H87ZM222 76H223V75H222ZM10 77H12V76H10ZM27 77H28V76H27ZM68 77H69V76H68ZM83 77H84V76H83ZM86 77H85V79H86ZM90 77H91V76H90ZM90 77H89V78H90ZM94 77H96V76H94ZM94 77H93V78H94ZM114 77H115V76H114ZM198 77H199V76H198ZM230 77H231V76H230ZM232 77H233V76H232ZM238 77H239V76H238ZM242 77H243V76H242ZM15 78H16V77H15ZM17 78H18V77H17ZM17 78L14 79V80L16 81ZM97 78H99V77H97ZM175 78H176V77H175ZM178 78L181 79L180 82L178 81V83L182 84L183 82H185V81L182 80V77L180 78V76H179ZM200 78H201V77H200ZM200 78H199V79H200ZM6 79H7V78H6ZM28 79H29V78H28ZM62 79H63V78H62ZM94 79L96 80V78H94ZM94 79H91V81H92L93 84H94V82H93ZM151 79H152V78H151ZM173 79H174V80H173ZM207 79H208V78H207ZM222 79H223V78H222ZM18 80H19V78H18ZM65 80H66V79H65ZM97 80H99V79H97ZM100 80H101V79H100ZM184 80H185V79H184ZM11 81H12V80H11ZM11 81H10V82H11ZM15 81H13V85H14V82H15ZM88 81L90 82V80H88ZM146 81H147V80H146ZM170 81H173V82H171V84H170ZM68 82H69V81H68ZM97 82H99V81H97ZM103 82H104V81H103ZM103 82H102V83H103ZM188 82H189V81H188ZM188 82H187V80H186L187 85H189ZM203 82H204V81H203ZM231 82H232V81H231ZM250 82H251V81H250ZM15 83H16V82H15ZM19 83H20V82H19ZM92 83H90V84H92ZM134 83H135V82H134ZM147 83H148V82H147ZM176 83H177V80H176ZM176 83H175V85H176ZM209 83H210V82H209ZM9 84H10V83H9ZM11 84H12V83H11ZM11 84H10V85H11ZM16 84H17V83H16ZM32 84H33V83H32ZM68 84H69V83H68ZM93 84H92V86H91L92 88H90V89H91V90H90V93H89V94H90V97L96 99L95 101L100 100L99 103H100V105H102V102H104L105 97H108L109 93H107V92H109V91L106 92V91L102 90L101 88H98V85H99L98 83H97V84L95 83V84H96L95 86H94ZM130 84H131V83H130ZM183 84H185V83H183ZM183 84H182L181 86H179V87H184V86L186 85V84H185V85H183ZM223 84H224V83H223ZM227 84H228V83H227ZM10 85H9V86H10ZM69 85H70V84H69ZM85 85H86V84H85ZM135 85H136V84H135ZM177 85H178V84H177ZM177 85L175 86V88H176V87L178 88ZM187 85H186V86H187ZM190 85H191V84H190ZM247 85H248V84H247ZM14 86H15V85H14ZM71 86H72V85H71ZM89 86H90V85H89ZM89 86H87V88H88ZM128 86H129V85H128ZM153 86H152V87H153ZM253 86H254V85H253ZM253 86H252V87H253ZM255 86H256V85H255ZM15 87H17V86H15ZM68 87H69V86H68ZM85 87H86V86H85ZM188 87H189V86H188ZM222 87H223V86H222ZM231 87H232V86H231ZM243 87H244V86H243ZM12 88H13V87H12ZM27 88H28V87H27ZM130 88H131V87H130ZM136 88H137V86H136ZM143 88H144V87H143ZM177 88H176V89H177ZM184 88H185V87H184ZM224 88H225V86H224ZM235 88H236V87H235ZM247 88H248V87H247ZM1 89H2V88H1ZM18 89H19V88H18ZM21 89H22V88H21ZM108 89H109V88H108ZM145 89H147V88H145ZM157 89H158V88H157ZM157 89H156V90H157ZM179 89H180V88H179ZM189 89H190V87H189L187 90L189 91ZM222 89H223V88H222ZM232 89H233V88H232ZM237 89H238V87H237ZM86 90H87V89H86ZM105 90H106V89H105ZM137 90H138V89H137ZM151 90H152V89H151ZM163 90H162V91H163ZM181 90H182V89H181ZM185 90H186V89H185ZM191 90H193V89L191 88ZM191 90H190V91H191ZM218 90H219V89H218ZM0 91H1V90H0ZM22 91H24V90H22ZM25 91H26V90H25ZM165 91H164V92H165ZM188 91H187V93H188ZM58 92H59V91H58ZM87 92H89V90H88ZM105 92H106V95H105ZM145 92H146V91H145ZM191 92L193 93V91H191ZM196 92H197V91H196ZM219 92H220V91H219ZM79 93L81 94V92H79ZM84 93H86V91H85ZM161 93H162V92H161ZM169 93L172 94L171 89L169 90ZM169 93H165V94H167L168 97H169V96L174 97V94H176V93H174L173 95H171V94L169 95ZM181 93H182V92H181ZM2 94H3V93H2ZM80 94H79V95H80ZM107 94H108V95H107ZM143 94H144V93H143ZM145 94L147 95V93H145ZM145 94H144V95H145ZM190 94H191V93H190ZM3 95H4V94H3ZM87 95H88V94H87ZM183 95H185V94H183ZM186 95H187V94H186ZM252 95H253V94H252ZM74 96H75V95H74ZM82 96H83V95H82ZM85 96H86V95H85ZM109 96H110V95H109ZM167 96H166V98H167ZM175 96H176V95H175ZM177 96H179V95H177ZM190 96H191V95H190ZM196 96H197V95H196ZM142 97H143V96H142ZM198 97H199V96H198ZM252 97H253V96H251V98H252ZM260 97H261V96H260ZM77 98H78V97H77ZM79 98H80V97H79ZM88 98H89V95H88ZM88 98H87V99H88ZM92 98H89V99H92ZM113 98H115L114 100L117 99L116 97H111L112 100H113ZM123 98H124V97H123ZM178 98H179V97H178ZM184 98H185V97H184ZM194 98H195V97H194ZM62 99H63V98H62ZM80 99H81V98H80ZM118 99H119V98H118ZM118 99H117L116 101H118ZM170 99H171V98H169V100H170ZM179 99H180V98H179ZM246 99H247V98H246ZM105 100H106V99H105ZM141 100H142V99H140V101H141ZM173 100H174V98H173ZM185 100H186V99H185ZM237 100H238V99H237ZM260 100H262V99L260 98ZM87 101H88V100H87ZM95 101H94V102H95ZM109 101H110V100H109ZM119 101H120V100H119ZM119 101H118V102H119ZM187 101H188V100H187ZM191 101H192V100H191ZM195 101H196V100H195ZM6 102H7V101H6ZM89 102H90V100H89ZM105 102L108 103V101H105ZM111 102H112V101H111ZM113 102H114V101H113ZM246 102H248V101H246ZM52 103H53V102H52ZM66 103H67V102H66ZM92 103H93V101H92ZM139 103H140V102H139ZM1 104H2V103H1ZM3 104H4V102H3ZM3 104H2V105H3ZM110 104H111V103H110ZM120 104H121V103H120ZM123 104H124V102H123ZM143 104H144V103H143ZM185 104H186V103H185ZM220 104H221V103H220ZM220 104H219V105H220ZM240 104H241V103H240ZM255 104H256V103H255ZM2 105H1V106H2ZM85 105H86V104H85ZM94 105H95V103H94ZM94 105H91L92 109H93V106H94ZM100 105H99V106H100ZM105 105H106V104H105ZM114 105H115V104H114ZM114 105H113V106H114ZM187 105H188V104H187ZM199 105H200V103H199ZM199 105H198V106H199ZM216 105H217V104H216ZM72 106H73V105H72ZM82 106H83V105H82ZM82 106H81V107H82ZM123 106H124V105H123ZM138 106H139V105H138ZM202 106H203V105H202ZM214 106H215V105H214ZM39 107H41V106H39ZM97 107H98V104H97ZM97 107L94 108V109H97ZM101 107H102V106H100V108H101ZM186 107H189V106H186ZM242 107H243V106H242ZM17 108H18V107H17ZM17 108H15L14 111H16ZM20 108H21V107H20ZM42 108H43V105H42ZM47 108H48V107H47ZM83 108H84V107H83ZM105 108H106V106H105ZM120 108H121V106H120ZM136 108H137V107H136ZM149 108H150V107H149ZM177 108H178V107H177ZM195 108H196V107H195ZM203 108H204V107H203ZM210 108H211V107H210ZM139 109H140V107H139ZM204 109H205V108H204ZM211 109H212V108H211ZM252 109H253V108H252ZM24 110H25V109H24ZM33 110H35V109H33ZM38 110H39V109H38ZM42 110H43V109H42ZM134 110H135V109H134ZM179 110H180V109H179ZM14 111H13V113H14ZM17 111H18V110H17ZM36 111H37V109H36ZM50 111H51V110H50ZM106 111H108V110H106ZM157 111H158V110H157ZM197 111H198V110H197ZM201 111H202V110H201ZM201 111H200V112H201ZM205 111H207V110H205ZM205 111H204V112H205ZM238 111H239V110H238ZM37 112H38V111H37ZM68 112H70V111H68ZM109 112H111V111H109ZM240 112H241V111H240ZM21 113H22V112H21ZM42 113H43V112H42ZM45 113H46V112H45ZM49 113H50V112H49ZM57 113H58V112H57ZM57 113H56V114H57ZM155 113H157V112H155ZM155 113H153V114H155ZM188 113H190V112H188ZM235 113H236V112H235ZM14 114H15V113H14ZM83 114H84V113H83ZM83 114H82V115H83ZM86 114H87V113H86ZM106 114H107V113H106ZM195 114H196V112H195ZM207 114H208V113H207ZM213 114H214V113H213ZM221 114H222V113H221ZM241 114H242V113H241ZM250 114H251V113H250ZM20 115H21V114H20ZM30 115H31V113H30ZM37 115H38V113H37ZM37 115H36L35 117H37ZM54 115H55V114H54ZM157 115H158V114H157ZM183 115H184V114H183ZM210 115H211V114H210ZM9 116H10V115H9ZM27 116H28V115H27ZM38 116L41 117L42 114H41V115H38ZM48 116H49V115H48ZM84 116H85V115H84ZM86 116H87V115H86ZM99 116H100V115H99ZM101 116H102V115H101ZM125 116H126V115H125ZM134 116H135V115H134ZM211 116H212V115H211ZM227 116H228V115H227ZM243 116H244V115H243ZM10 117H11V116H10ZM42 117H43V116H42ZM49 117H50V116H49ZM103 117H104V116H103ZM195 117H196V116H195ZM208 117H209V116H208ZM232 117H233V116H232ZM235 117H236V116H235ZM6 118H7V117H6ZM15 118H16V117H15ZM15 118H14V119H15ZM37 118H39V117H37ZM88 118H89V117H88ZM108 118H109V117H108ZM111 118H112V117H111ZM205 118H206V117H205ZM215 118H216V117H215ZM10 119H11V118H10ZM10 119H9V121H10ZM20 119H21V118H20ZM20 119L18 118V121H20ZM39 119H41V118H39ZM39 119H38L37 122L40 121ZM45 119H46V117H45ZM92 119H93V118H92ZM116 119H117V118H115V120H116ZM123 119H124V118H123ZM227 119H228V118H227ZM21 120H23V119H21ZM34 120H36V119L34 118ZM42 120H43V119H42ZM80 120H81V119H80ZM83 120H84V119H83ZM89 120H90V119H89ZM140 120H141V119H140ZM28 121H30V120H28ZM44 121H45V120H44ZM51 121H52V120H51ZM81 121H82V120H81ZM91 121H92V120H91ZM100 121H101V120H100ZM110 121H112V120H110ZM213 121H214V120H213ZM216 121H217V120H216ZM219 121H220V120H219ZM224 121H225V120H224ZM227 121H228V120H227ZM20 122H21V121H20ZM30 122H31V121H30ZM42 122H43V121H42ZM46 122H47V121H46ZM49 122H50V121H49ZM54 122H55V121H54ZM57 122H58V121H57ZM57 122H56V123H57ZM83 122H84V121H83ZM87 122H88V121H87ZM121 122H122V121H121ZM0 123H1V122H0ZM3 123H4V122H3ZM18 123H19V122H18ZM33 123H34V122H33ZM35 123H36V122H35ZM35 123L33 124V126L35 125ZM59 123H60V122H59ZM115 123H116V122H115ZM139 123L142 124V122H140V121H139ZM216 123H217V122H216ZM216 123H215V124H216ZM260 123H261V122H260ZM38 124H41V123H38ZM48 124H49V123H48ZM68 124H70V123H68ZM86 124H87V123H86ZM116 124H117V123H116ZM135 124H136V123H135ZM141 124H140V125H141ZM218 124H219V122H218ZM225 124H226V123H225ZM24 125H25V124H24ZM26 125H27V124H26ZM56 125H57V124H56ZM56 125H55V127H56ZM60 125H61V124H60ZM62 125H63V124H62ZM81 125H82V124H81ZM102 125H103V124H102ZM111 125H112V122H111ZM209 125H210V124H209ZM216 125H217V124H216ZM260 125H261V124H260ZM10 126H11V125H10ZM12 126H13V124H12ZM14 126H15V125H14ZM36 126H37V125H36ZM50 126H51V125H50ZM96 126H97V125H96ZM242 126H243V125H242ZM3 127H4V126H3ZM22 127H23V125H22ZM31 127H32V126H30V128H31ZM53 127H54V126H53ZM64 127H65V126H64ZM94 127H95V126H94ZM110 127H111V126H110ZM218 127H219V126H218ZM236 127H237V126H236ZM236 127H235V128H236ZM244 127H245V125H244ZM257 127H258V126H257ZM9 128H10V127H9ZM32 128H35V127H32ZM46 128H47V127H46ZM72 128H73V127H72ZM98 128H99V127H98ZM107 128H108V127H107ZM148 128H149V127H148ZM148 128L146 129V128H144L142 125H141V127L137 128V130L139 129V132H141V134H139V135L145 134V136L148 135L149 137H152V136H150L151 134H150V135L148 134V132H150V131H149L150 128H149V129H148ZM214 128H215V127H214ZM226 128H227V127H226ZM4 129H5V128H4ZM12 129H13V128H12ZM17 129H18V128H17ZM23 129H24V128H23ZM40 129H41V128H40ZM56 129H57V128H56ZM69 129H70V128H69ZM83 129L85 130L86 128H83ZM99 129H101V128H99ZM116 129H117V128H116ZM197 129H198V128H197ZM245 129H246V128H245ZM258 129H259V128H258ZM38 130H39V126H38ZM47 130H48V129H47ZM49 130H50V129H49ZM74 130H75V129H74ZM78 130H80V128H79ZM87 130H89V128H88ZM87 130H85V131H87ZM91 130H93V129H91ZM91 130H90V131H91ZM101 130H102V129H101ZM111 130H112V129H111ZM119 130H120V129H119ZM15 131H16V130H15ZM43 131H44V129H43ZM65 131H66V130H65ZM85 131H84V132H85ZM93 131H94V130H93ZM108 131H109V130H108ZM135 131H136V130H135ZM198 131H199V130H198ZM245 131H246V130H245ZM262 131H263V130H262ZM2 132H3V131H2ZM11 132H12V131H11ZM16 132H18V131H16ZM16 132H14V133H16ZM218 132H219V131H218ZM249 132H250V131H249ZM255 132H256V130H255ZM12 133H13V132H12ZM14 133H13V135H14ZM21 133H22V132H21ZM34 133H35V132H34ZM77 133H79V132H77ZM87 133H88V132H87ZM95 133H96V132H95ZM106 133H107V132H106ZM116 133H117V132H116ZM132 133H133V132H132ZM151 133H152V130H151ZM200 133H201V132H200ZM257 133H258V132H257ZM257 133H256V134H257ZM35 134H36V133H35ZM38 134H39V132L37 131V135H38ZM85 134H86V132H85ZM85 134H84V135H85ZM104 134H105V133H104ZM104 134H103V135H104ZM111 134H112V131H111ZM117 134H118V133H117ZM198 134H199V133H198ZM16 135H17V134H16ZM22 135H24V133H22ZM28 135H29V134H28ZM33 135H34V134H33ZM78 135H79V134H78ZM115 135H116V134H115ZM135 135H136V133H135ZM203 135H204V134H203ZM212 135H213V134H212ZM1 136H2V135H1ZM24 136H25V135H24ZM35 136H36V135H35ZM72 136H73V135H72ZM80 136H81V135H80ZM107 136H108V135H107ZM107 136H106V137H107ZM143 136H144V135H143ZM201 136H202V134H201ZM205 136H206V135H205ZM257 136H258V135H257ZM15 137H16V136H15ZM90 137H91V136H90ZM108 137H109V136H108ZM133 137H134V136H133ZM133 137H132V138H133ZM199 137H200V135H199ZM248 137H249V136H248ZM259 137H260V136H259ZM259 137H258V138H259ZM261 137H262V136H261ZM4 138H5V137H4ZM22 138H23V137H22ZM24 138H26V137H24ZM34 138H35V137H34ZM42 138H43V137H42ZM78 138H79V137H78ZM86 138H87V137H86ZM112 138H113V136H112ZM117 138H118V137H117ZM174 138H175V136H174ZM211 138H212V136H211ZM222 138H223V137H222ZM250 138H251V137H250ZM254 138H255V137H254ZM5 139H6V138H5ZM5 139H4V140H5ZM27 139H28V137H27ZM39 139H40V138H39ZM64 139H66V138H64ZM80 139H81V138H80ZM108 139H109V138H108ZM108 139H106V141H107ZM130 139H131V138H130ZM141 139H143L144 141L146 140V139H144L143 137H141ZM246 139H247V138H246ZM10 140H11V139H10ZM14 140H15V138H14ZM20 140H22V139H20ZM52 140H53V139H52ZM62 140H63V139H62ZM85 140H86V139H85ZM88 140H89V139H88ZM90 140H91V138H90ZM103 140H104V139H103ZM208 140H211V139H208ZM2 141H3V140H2ZM24 141H25V139H24ZM47 141H48V140H47ZM108 141L111 142V140H108ZM108 141H107V142H108ZM144 141H143V144H144ZM252 141H253V140H252ZM254 141H255V140H254ZM259 141H260V140H259ZM17 142H19V141L17 140ZM20 142H21V141H20ZM86 142H87V141H86ZM107 142H105V140H104L105 145H106ZM110 142H109V143H110ZM145 142L148 144V145H146V143H145L146 147H148V146L150 147V145H149L148 142H151V139H148V142H147V141H145ZM207 142H208V141H207ZM210 142H212V141H210ZM261 142H262V141H261ZM11 143H12V142H11ZM24 143H25V144H28V143H26V142H24ZM41 143H42V142H41ZM48 143H49V142H48ZM72 143H73V142H72ZM77 143H78V142H77ZM81 143H82V142H81ZM87 143H88V142H87ZM151 143H152V142H151ZM199 143H200V142H199ZM208 143H209V142H208ZM44 144H45V143H44ZM63 144H64V143H63ZM66 144H68V143H65L64 145H66ZM74 144H75V143H74ZM96 144H97V143H96ZM107 144H108V143H107ZM111 144H112V143H111ZM138 144H139V142H138ZM256 144H257V143H256ZM4 145H5V144H4ZM4 145H3V146H4ZM13 145H14V144H13ZM17 145H18V143H17ZM64 145H62V146H64ZM112 145H113V144H112ZM120 145H121V144H120ZM135 145H137V144H135ZM253 145H254V144H253ZM258 145H259V144H258ZM14 146H15V145H14ZM20 146H21V143H20ZM27 146H28V145H27ZM55 146H56V145H55ZM73 146H74V145H73ZM73 146H72V147H73ZM84 146H85V145H84ZM94 146H95V145H94ZM106 146H108V145H106ZM172 146H173V145H172ZM251 146H252V145H251ZM18 147H19V146H18ZM21 147H22L21 149H23V145H22ZM29 147H30V146H29ZM47 147H48V146H47ZM57 147H58V146H57ZM76 147H77V146H76ZM82 147H83V146H82ZM109 147H110V146H109ZM114 147H115V146H114ZM119 147H120V146H119ZM144 147H145V146H144ZM152 147H153V146H151L150 148H152ZM175 147H176V145H175ZM218 147H219V146H218ZM2 148H3V147H2ZM14 148H15V147H14ZM26 148H27V147H26ZM36 148H37V147H36ZM44 148H45V147H44ZM54 148H55V147H54ZM58 148H59V147H58ZM61 148H62V147H60V150H61ZM70 148H71V147H70ZM85 148H86V147H85ZM93 148H94V147H93ZM104 148H105V146H104ZM150 148H149V150H146V152H148V151L151 152V151H150ZM168 148H169V147H168ZM17 149H18V148H17ZM19 149H20V148H19ZM29 149H30V148H29ZM45 149H46V148H45ZM48 149H49V148H48ZM63 149H64V148H63ZM63 149H62V150H63ZM80 149H81V148H80ZM108 149H110V148H108ZM142 149H143V148H142ZM147 149H148V148H147ZM224 149H225V148H224ZM233 149H234V148H233ZM243 149H244V148H243ZM252 149H253V148H252ZM12 150H14V149H12ZM54 150H55V149H53V147H52V151H54ZM56 150H57V149H56ZM60 150H59V151H60ZM64 150H65V149H64ZM76 150H77V148H76ZM91 150H92V149H91ZM131 150H132V149H131ZM151 150H152V153L156 152L155 149H151ZM153 150H154V151H153ZM172 150H173V149H172ZM260 150H261V149H260ZM8 151H9V150H8ZM14 151H15V150H14ZM34 151H35V150H34ZM36 151H37V150H36ZM46 151H47V150H46ZM48 151H49V150H48ZM99 151H100V150H99ZM104 151H106V150H104ZM108 151H109V150H108ZM132 151H133V150H132ZM225 151H226V150H225ZM235 151H236V150H235ZM240 151H241V150H240ZM263 151H264V150H263ZM19 152H20V151H18V154H19ZM21 152H22V156H24V155L27 156L26 154L23 155V153H24V149L21 150ZM21 152H20V153H21ZM25 152H26V151H25ZM55 152H56V151H55ZM74 152H75V150H74ZM80 152H82V151H80ZM80 152H79V153H80ZM91 152H92V151H91ZM95 152H96V151H95ZM122 152H123V151H122ZM135 152H136V150H134V153H135ZM139 152H140V151H139ZM149 152H148V153H149ZM218 152H220V150H219ZM14 153H15V152H13V154H14ZM31 153H32V152H31ZM77 153H78V152H77ZM88 153H89V152H88ZM100 153H101V152H100ZM118 153H119V152H118ZM118 153H117V154H118ZM130 153H131V152H130ZM134 153H133V154H134ZM136 153H137V152H136ZM136 153H135V155H136ZM152 153L148 154V156H149V155L152 156V155H153ZM160 153H161V152H160ZM173 153H174V152H173ZM179 153H180V152H179ZM231 153H232V152H231ZM0 154H1V153H0ZM4 154H6V153H3L2 155H4ZM8 154H9V153H8ZM32 154H33V153H32ZM37 154H40L39 151H38ZM51 154H52V153H51ZM73 154H74V153H73ZM75 154H76V152H75ZM80 154H81V153H80ZM120 154H121V153H120ZM156 154H157V156L159 155V153H156ZM169 154H170V153H169ZM175 154H176V153H175ZM217 154H219L218 157H219V156H221V157L224 156V155H222V152L217 153ZM223 154H224V153H223ZM233 154H234V153H233ZM6 155H7V154H6ZM33 155H34V154H33ZM43 155H44V154H43ZM58 155H59V154H58ZM112 155H113V154H112ZM146 155H147V154H146ZM172 155H173V154H172ZM213 155H214V154H213ZM0 156H1V155H0ZM22 156L19 155L18 158L21 159ZM25 156H24V157H25ZM29 156H30V155H29ZM36 156H37V155H36ZM50 156H51V155H50ZM54 156H55V155H54ZM54 156H53V157H54ZM74 156H75V155H74ZM78 156H79V155H78ZM140 156H142V155H140ZM148 156H147V157H148ZM154 156H155V155H154ZM175 156H176V155H175ZM211 156H212V154H211ZM215 156H216V153H215ZM238 156H239V155H238ZM258 156H259V155H258ZM258 156H257V157H258ZM1 157H3V156H1ZM1 157H0V159H1ZM37 157H38V156H37ZM45 157H46V156H45ZM85 157H86V156H85ZM87 157H89V156H87ZM90 157H91V156H90ZM99 157H100V156H99ZM147 157H146V158H147ZM158 157H159V156H158ZM173 157H174V156H173ZM213 157H214V156H213ZM216 157H217V156H216ZM216 157H215V158H216ZM218 157H217V160H218V162H220V161L222 160V158H221V157L218 158ZM224 157H225V156H224ZM224 157H223L224 160H222V161H225V160H226V158H224ZM6 158H7V156H6V157L4 156L3 159H6ZM18 158H16V159H18ZM26 158H27V157H26ZM46 158H47V157H46ZM58 158H59V157H58ZM95 158H96V157H95ZM102 158H103V157H102ZM119 158H120V157H119ZM176 158H177V159H180V158H178V157H176ZM176 158H175V159H176ZM9 159H10V158H9ZM35 159H37V158H35ZM42 159H43V158H42ZM82 159H83V158H82ZM85 159H86V158H85ZM90 159H91V158H90ZM103 159H104V158H103ZM112 159L115 160V158H112ZM120 159H121V158H120ZM131 159H132V158H131ZM138 159H139V158H138ZM140 159H141V158H140ZM144 159H145V158H144ZM149 159L151 160V158H149ZM149 159H147V162H148ZM158 159H159V158H158ZM171 159H172V158H171ZM185 159H186V157H185ZM196 159H197V158H196ZM206 159H207V158H206ZM208 159H209V158H208ZM229 159H230V158H229ZM239 159H241V157H240ZM257 159H258V158H257ZM13 160H14V159H13ZM23 160H24V159H23ZM37 160H40V158L38 157ZM56 160H58V159H56ZM66 160H67V159H66ZM66 160H65V161H66ZM69 160H70V159H69ZM75 160H76V159H75ZM77 160H78V159H77ZM94 160H95V159H94ZM94 160H93V161H94ZM116 160H117V159H116ZM132 160H133V159H132ZM202 160H203V159H202ZM204 160H205V159H204ZM219 160H220V161H219ZM241 160H242V159H241ZM4 161H5V160H4ZM26 161H27V160H26ZM29 161H30V160H29ZM31 161H33V159H32ZM58 161H59V160H58ZM65 161L63 162V164H65ZM86 161H87V160H86ZM101 161H102V162H101ZM144 161H145V160H144ZM166 161H167V160H166ZM168 161H169V160H168ZM172 161H173V159H172ZM180 161H181V160H180ZM182 161H183V160H182ZM182 161H181V162H182ZM210 161L212 162V161H213V158H211ZM226 161H227V160H226ZM229 161H230V160H229ZM234 161H235V159H234ZM5 162H6V161H5ZM5 162H4V163H5ZM19 162H20V161H19ZM53 162H54V161H53ZM67 162H68V161H67ZM71 162H72V161H71ZM100 162L103 163V160L101 159ZM104 162H105V160H104ZM114 162H115V161H114ZM117 162H118V161H117ZM138 162H139V161H138ZM193 162H194V161H193ZM201 162H202V161H201ZM203 162H204V165H206V163H207L206 160L203 161ZM205 162H206V163H205ZM227 162H228V161H227ZM257 162H258V161H257ZM4 163L2 162V159H1V161H0V169H1V171H2V168H3V166H4ZM13 163H14V162H13ZM15 163H16V162H15ZM31 163H32V162H31ZM38 163H39V162H38ZM98 163H99V162H98ZM98 163H97V164H98ZM149 163H150V162H149ZM158 163H159V162H158ZM188 163H189V162H188ZM215 163H217V161H215ZM215 163L213 162L212 164H215ZM222 163H223V162H222ZM253 163H254V162H253ZM5 164H6V163H5ZM18 164H20V163H18ZM21 164H22V162H21ZM21 164H20V165H21ZM25 164H26V163H25ZM25 164H24V166H25ZM48 164H49V163H48ZM63 164H61V165H63ZM78 164H80V163H78ZM83 164H84V163H83ZM86 164H88V163H86ZM92 164H94V163H92ZM97 164H96V165H97ZM115 164H116V162H115ZM121 164H122V163H121ZM147 164H148V163H147ZM147 164H146V165H147ZM196 164H197V163H196ZM218 164H219V163H218ZM233 164H234V163H233ZM261 164H262V163H261ZM32 165H33V164H31V166H32ZM40 165H41V163H40ZM40 165H39V166H40ZM42 165H43V164H42ZM55 165H56V164H55ZM101 165H102V164H101ZM156 165H157V164H156ZM188 165H189V164H188ZM226 165H227V164H226ZM228 165H229V164H228ZM246 165H247V164H246ZM249 165H250V163H249ZM249 165H248V166H249ZM254 165H255V164H254ZM6 166H7V165H6ZM21 166H23V165H21ZM39 166H38V167H39ZM70 166H71V165H70ZM87 166H88V165H87ZM90 166H91V165H90ZM147 166H148V165H147ZM158 166H159V165H158ZM161 166H162V165H161ZM202 166H203V163H202ZM263 166H264V165H263ZM17 167H18V166H17ZM19 167H20V166H19ZM26 167H27V165L25 166V168H26ZM34 167H35V166H33V168H34ZM38 167H37V168H38ZM42 167H43V166H42ZM50 167H51V166H50ZM57 167H58V165H57ZM60 167H61V166H60ZM67 167H68V166H67ZM109 167H110V166H109ZM133 167H134V166H133ZM144 167H145V166H144ZM152 167H153V166H152ZM155 167H156V166H155ZM187 167H188V166H187ZM193 167H194V166H193ZM207 167H208V166H207ZM213 167H214V166H213ZM7 168H8V167H7ZM7 168L4 166L2 172H4V171L6 172V169H7ZM27 168H28V167H27ZM27 168H26V170H27ZM29 168H30V167H29ZM40 168H41V166H40ZM69 168H70V167H69ZM72 168H74V163H73V165H72ZM72 168H70V169H72ZM76 168H78V167L75 166V170H76ZM79 168L81 169V166H80ZM92 168H93V167H92ZM99 168H100V166H99ZM123 168H124V167H123ZM125 168H126V167H125ZM136 168H137V167H136ZM146 168H147V167H146ZM148 168H149V167H148ZM156 168L158 169V167H156ZM209 168H211V167H209ZM219 168H220V167H219ZM222 168H223V167H222ZM225 168H226V167H225ZM252 168H253V167H252ZM19 169H20V168H19ZM48 169H50V168L48 167ZM52 169H53V168H52ZM55 169H56V168H55ZM55 169H54V170H55ZM57 169H58V168H57ZM60 169H62V168H60ZM67 169H68V168H67ZM84 169H85V168H84ZM84 169L82 168L81 171L84 170ZM111 169H112V168H111ZM120 169H121V168H120ZM178 169H179V168H178ZM190 169H191V168H190ZM197 169H198V168H197ZM248 169H249V168H248ZM254 169L256 170V168H254ZM20 170H21V169H20ZM20 170H18V171L20 172ZM28 170H29V169H28ZM34 170H35V169H34ZM36 170L39 171V172H41L39 169H36ZM46 170H47V168H46ZM123 170H124V169H123ZM160 170H162V169H160ZM175 170H176V169H175ZM205 170H206V169H205ZM218 170H219V169H218ZM250 170H252V169H250ZM263 170H264V169H263ZM263 170H262V171H263ZM7 171H11V169H10V170H7ZM29 171H33V170H29ZM37 171H36V172H37ZM49 171H50V170H49ZM65 171H66V170H65ZM68 171H69V170H68ZM70 171H72V170H70ZM70 171H69V172H70ZM77 171H78V169H77ZM109 171H110V170H109ZM135 171H136V170H135ZM135 171H134V172H135ZM140 171H141V170H140ZM142 171H143V170H142ZM145 171H146V170H145ZM162 171H163V170H162ZM210 171H211V170H210ZM12 172H13V171H12ZM24 172H25V171H23V173H24ZM39 172H38V173H39ZM56 172H57V171H56ZM60 172H61V171H60ZM69 172H68V173H69ZM75 172H76V171H75ZM83 172H84V174H85V173H87V170H86V172H85V171H83ZM83 172H82V173H83ZM103 172H104V171H103ZM138 172H139V169H138ZM163 172H164V171H163ZM181 172H182V171H181ZM194 172H195V171H194ZM199 172H200V171H199ZM219 172H220V171H219ZM251 172H252V171H251ZM6 173H7V172H6ZM15 173H16V172H15ZM15 173H13V174H15ZM32 173H33V172H32ZM34 173H35V172H34ZM42 173H43V172H42ZM53 173H55V172H53ZM72 173H74V172L72 171ZM110 173H111V172H110ZM135 173H136V172H135ZM145 173H146V172H145ZM155 173H156V172H155ZM174 173H175V172H174ZM212 173H213V172H212ZM8 174H10V172H8L7 174L4 173V175H3L2 173H0V175L3 176V177H5V176L7 177ZM11 174H12V173H11ZM17 174H18V173H17ZM26 174H28V173H26ZM56 174H57V173H56ZM61 174H62V173H61ZM74 174H75V173H74ZM112 174H113V173H112ZM157 174H158V171H157ZM163 174H164V173H163ZM213 174H214V173H213ZM222 174H223V173H220L219 175H222ZM259 174H260V173H259ZM259 174H258V175H259ZM43 175H44V174H43ZM51 175H52V174H51ZM54 175H55V174H54ZM76 175H77V174H76ZM80 175H81V174H80ZM104 175H105V174H104ZM120 175H121V173H120ZM126 175H127V174H126ZM138 175H142V173H141V174L138 173ZM171 175H173V174H171ZM192 175H193V174H192ZM210 175H211V174H210ZM214 175H215V174H214ZM219 175H218V176H219ZM255 175H256V174H255ZM14 176H15V175H14ZM31 176H32V175H31ZM36 176H37V175L35 174V177H36ZM40 176H41V175H40ZM40 176L38 177V179L41 178ZM47 176H48V175H47ZM47 176H46V177H47ZM61 176H62V175H61ZM63 176H64V174H63ZM67 176H68V175H67ZM67 176H66V177H67ZM69 176H70V175H69ZM69 176H68V177H69ZM71 176H72V175H71ZM71 176H70V177H71ZM142 176H144V175H142ZM228 176H229V175H228ZM231 176H232V175H231ZM244 176H245V175H244ZM6 177H5V178H6ZM8 177H9V176H8ZM8 177H7V178H8ZM17 177H20V175H19V176L16 175V178H17ZM29 177H30V176H29ZM32 177H33V176H32ZM50 177H52V176H50ZM66 177H65V178H66ZM68 177H67V179H68ZM82 177H83V176H82ZM116 177H117V176H116ZM126 177H127V176H126ZM156 177H157V176H156ZM174 177H175V176H174ZM184 177H185V176H184ZM219 177H220V176H219ZM0 178H2V177H0ZM22 178H23V177H22ZM24 178H25V177H24ZM30 178H31V177H30ZM30 178H29V179H30ZM33 178H34V177H33ZM36 178H37V177H36ZM36 178H35V179H36ZM48 178H49V177H48ZM63 178H64V177H63ZM63 178L60 179V181H61L60 183H63V182H66V181H67V179L64 180ZM71 178H72V177H71ZM71 178H69L68 180H70ZM79 178H80V177H79ZM100 178H101V177H100ZM102 178H103V176H102ZM119 178H120V176H119ZM139 178H141V177H139ZM164 178H166V177H164ZM171 178H173V177H171ZM248 178H249V177H248ZM12 179H13V178H12ZM12 179H11V180H12ZM31 179H32V178H31ZM46 179H47V178H46ZM49 179H51V178H49ZM55 179H56V178H55ZM112 179H113V178H112ZM112 179H110V180H112ZM125 179H126V178H125ZM141 179H142V178H141ZM159 179H161V178H159ZM198 179H199V178H198ZM221 179H222V178H221ZM231 179H232V178H231ZM234 179H235V178H234ZM8 180H10V179L8 178ZM11 180H10V181H11ZM16 180H17V179H16ZM19 180H20V179H19ZM23 180H25V179H23ZM27 180H28V178H27ZM27 180H26V181H27ZM32 180H33V179H32ZM32 180H31V181H32ZM41 180L44 182V179H43V178H42ZM75 180H76V179H75ZM79 180H80V179H79ZM132 180H133V179H132ZM173 180H174V179H173ZM217 180H218V179H217ZM240 180H241V178H240ZM243 180H244V179H243ZM250 180H251V179H250ZM257 180H258V179H257ZM262 180H263V179H262ZM0 181H1V180H0ZM6 181H7V180H6ZM13 181H14V180H13ZM29 181H30V180H29ZM29 181H28V182H29ZM38 181L40 182V180H38ZM38 181H37V182H38ZM42 181H41V183H43ZM45 181L47 182L48 180H45ZM53 181H54V180H53ZM139 181H140V179H139ZM167 181H168V180H167ZM183 181H185V180H183ZM214 181H215V180H214ZM227 181H228V180H227ZM237 181H238V180H237ZM2 182H3V181H2ZM37 182H36V183H37ZM39 182H38V183H39ZM56 182H57V181H56ZM71 182H72V181H71ZM83 182H84V181H83ZM83 182H81V183H83ZM102 182H103V181H102ZM110 182H112V181H110ZM135 182H137V181H135ZM148 182H149V181H148ZM181 182H182V181H181ZM204 182H205V181H204ZM231 182H232V181H231ZM19 183H20V182H19ZM19 183H17V187H16V188H18V184H19ZM21 183H22V182H21ZM21 183H20V184H21ZM25 183H26V182L23 181V184H24V185L27 184V183H26V184H25ZM33 183H34V182H33ZM38 183H37V186H38ZM44 183H45V182H44ZM50 183H51V181H50ZM54 183H55V181H54ZM57 183H58V182H57ZM66 183H67V182H66ZM66 183H65V185L67 186L68 183H67V184H66ZM100 183H101V182H100ZM112 183H113V182H112ZM128 183H129V182H128ZM131 183H132V182H131ZM160 183L162 184V182H160ZM160 183H159V185H160ZM179 183H180V182H179ZM201 183H202V181H201ZM222 183H223V182H222ZM241 183H242V182H241ZM250 183H251V182H250ZM260 183H261V182H260ZM263 183H264V182H263ZM20 184H19V185H20ZM28 184H29V183H28ZM46 184H47V183H46ZM46 184H43V185H46ZM52 184H53V183H52ZM70 184H71V183H70ZM70 184H68L69 186H67V187L70 188V186H72V185H70ZM83 184H84V183H83ZM116 184H117V183H116ZM203 184H204V183H203ZM235 184H236V182H235ZM252 184H253V183H252ZM261 184H262V183H261ZM12 185H13V184H11V186H12ZM30 185H31V184H30ZM34 185H36V184H34ZM43 185H42V186H43ZM119 185H120V184H119ZM146 185H147V184H146ZM152 185H154V184H152ZM155 185H156V184H155ZM167 185H168V184H167ZM171 185H172V182H171ZM206 185H207V184H206ZM238 185H239V184H238ZM253 185H254V184H253ZM4 186H5V185H4ZM40 186H41V185H40ZM50 186H52V185H50ZM57 186H58V185H57ZM63 186H64V185H63ZM63 186H62V187H63ZM66 186H65V190H70V189H71V188H70V189H66V188H67ZM79 186H81V185H79ZM85 186H87V185L85 184ZM115 186H116V185H115ZM130 186H132V185L130 184ZM207 186H208V185H207ZM234 186H235V185H234ZM242 186H243V185H241V188H242ZM12 187H13V186H12ZM14 187H15V185H14ZM29 187L32 188V186H29ZM46 187H47V185H46ZM53 187H54V185H53ZM55 187H56V186H55ZM83 187H84V185H83ZM92 187H93V186H91V188H92ZM132 187H133V186H132ZM157 187H158V186H157ZM166 187H167V186H166ZM192 187H193V186H192ZM238 187H239V186H238ZM245 187H246V186H245ZM250 187L253 188L252 186H250ZM24 188H25V187H24ZM34 188H35V187H34ZM36 188H37V187H36ZM38 188H39V187H38ZM40 188H42V187H40ZM73 188H74V187H73ZM84 188H85V187H84ZM84 188H83V189H84ZM86 188H87V187H86ZM154 188H155V187H154ZM162 188H163V187H162ZM169 188H170V187H169ZM203 188H204V187H203ZM205 188H206V187H205ZM205 188H204V189H205ZM212 188H213V187H212ZM246 188H247V187H246ZM248 188H249V187H248ZM18 189H19V188H18ZM56 189H57V188H56ZM75 189H76V187H75ZM87 189H88V188H87ZM87 189H86V190H87ZM96 189H97V188H96ZM96 189H95V190H96ZM139 189H140V188H139ZM148 189H149V188H148ZM152 189H153V186H152ZM172 189H173V188H172ZM187 189H188V188H187ZM193 189H194V188H193ZM222 189H223V188H222ZM235 189H236V188H235ZM255 189H256V187H255ZM260 189H261V188H260ZM2 190H3V189H2ZM8 190L10 191V188H8ZM12 190H13V189H12ZM12 190H11V191H12ZM38 190H39V189H37V191H38ZM80 190H82V189L80 188ZM86 190L84 189V192H86V194H87V191H89V190H87V191H86ZM100 190H101V188H100ZM111 190H112V189H111ZM113 190H114V189H113ZM146 190H147V189H146ZM158 190H159V189H158ZM170 190H171V189H170ZM170 190H169V189H168V190L166 189V194H167V195L170 194ZM174 190H175V189H174ZM197 190H198V189H197ZM249 190H251V189H249ZM6 191H7V190H6ZM9 191H8V193H9ZM16 191H17V190H15V192H16ZM54 191H55V190H54ZM130 191H131V190H130ZM154 191H155V190H154ZM176 191H177V190H176ZM211 191H212V190H211ZM260 191H261V190H260ZM3 192H5V190H4ZM22 192H23V191H22ZM40 192H41V191H40ZM49 192H51V189H50ZM58 192H59V191H58ZM61 192H62V191H61ZM63 192H64V191H63ZM89 192H90V191H89ZM89 192H88V193H89ZM95 192H96V191H95ZM100 192H101V191H100ZM200 192H202V191H200ZM236 192H237V191H236ZM241 192H242V191H241ZM248 192H249V191H248ZM8 193L5 192L6 195H8ZM24 193H25V192H24ZM30 193H32V192H30ZM65 193H66V192H65ZM72 193H73V192H72ZM72 193H71V194H72ZM91 193L95 194L94 191L91 192ZM146 193H147V192H146ZM171 193H172V192H171ZM174 193H175V192H174ZM181 193H182V192H181ZM204 193H205V192H204ZM2 194H3V193H2ZM5 194H4V195H5ZM14 194H15V193H14ZM43 194H44V193L42 192V196H43ZM53 194H54V193H53ZM63 194H64V193H63ZM69 194H70V193H69ZM71 194H70V195H71ZM80 194H81V193H80ZM93 194H92V195H93ZM96 194H97V193H96ZM148 194H149V193H148ZM162 194H163V193H162ZM175 194H176V193H175ZM206 194H207V193H206ZM221 194H222V193H221ZM249 194H250V193H249ZM6 195H5V196H6ZM34 195H35V192H34ZM61 195H62V194H61ZM73 195H75V194H73ZM81 195H82V194H81ZM83 195H84V193H83ZM83 195H82V198H83ZM89 195H90V193H89ZM98 195H99V193H98ZM98 195H97V196H98ZM126 195H127V193H126ZM146 195H147V194H146ZM177 195H178V194H177ZM184 195H185V194H184ZM195 195H196V194H195ZM198 195H199V194H198ZM208 195H209V194H208ZM251 195H252V194H251ZM17 196H18V195H17ZM29 196H30V195H28V197H29ZM31 196H32V195H31ZM31 196H30L29 199H31ZM45 196L47 197V192H46V195H45ZM48 196H49V195H48ZM116 196H117V194H116ZM151 196H152V195H151ZM157 196H158V195H157ZM157 196H155V197L157 198ZM160 196H162V195H160ZM164 196H166V195H164ZM178 196H179V195H178ZM196 196H197V195H196ZM196 196H195V197H196ZM213 196H214V195H213ZM242 196H243V195H242ZM20 197H21V196H20ZM36 197H38V196H36ZM39 197L41 198V196H39ZM39 197H38V198H39ZM51 197H52V196H51ZM51 197H49V198H50V199H54V198H51ZM53 197H54V196H53ZM62 197H63V196H62ZM93 197H94V196H93ZM123 197H124V196H123ZM175 197H176V196H175ZM179 197H180V196H179ZM222 197H223V196H222ZM224 197H225V196H224ZM22 198H23V197H22ZM32 198H33V197H32ZM38 198L36 199V202H35V203H37V200H38V202L40 203L41 200L38 199ZM44 198H45V197H44ZM65 198H66V197H65ZM84 198H85V195H84ZM88 198H92V197H88ZM95 198H96V197H95ZM120 198H121V197H120ZM158 198H159V197H158ZM191 198H192V197H191ZM197 198H198V197H197ZM197 198H196V199H197ZM202 198H203V197H202ZM212 198H213V197H212ZM212 198H211V199H212ZM235 198H236V197H235ZM1 199H2V198H1ZM3 199H4V198H3ZM3 199H2V202H3ZM6 199H7V198H6ZM9 199H10V201H11L12 198L9 197ZM9 199H8V200H9ZM16 199H17V197H16ZM19 199H20V198H19ZM19 199H18V200H19ZM24 199H25V198H24ZM24 199H23V200H24ZM41 199H42V202H43L44 199H43V198H41ZM45 199H47V198H45ZM59 199H60V198H59ZM73 199H74V198H73ZM92 199H93V198H92ZM130 199H131V198H130ZM166 199H167V198H166ZM166 199H164V200H166ZM168 199H169V198H168ZM174 199H176V198H174ZM203 199H204V198H203ZM203 199H202V200H203ZM237 199H238V198H237ZM244 199H245V198H244ZM244 199H243V200H244ZM257 199H258V198H257ZM27 200H28V199H27ZM33 200L35 201V198H34ZM39 200H40V201H39ZM61 200H62V201L60 202V204L63 203V202L66 203V202L64 201V199H61ZM75 200H76V199H75ZM75 200H74V201H75ZM77 200H78V199H77ZM82 200H83V199H82ZM89 200H90V199H89ZM89 200H88V201H89ZM94 200H95V199H94ZM96 200H97V199H96ZM147 200H148V199H147ZM155 200H156V199H155ZM155 200H154V201H155ZM161 200H163V198H162ZM189 200H190V199H189ZM205 200H206V199H205ZM222 200H223V199H222ZM4 201H5V200H4ZM72 201H73V200H72ZM84 201H85V200H84ZM84 201H83V203H84ZM90 201H91V200H90ZM105 201H106V200H105ZM128 201H129V199H128ZM213 201H214V200H213ZM227 201H228V200H227ZM22 202H23V201H22ZM25 202H26V201H25ZM25 202H24V203H25ZM30 202H31V201H30ZM42 202H41V203H42ZM46 202H47V200H46ZM57 202H58V201H57ZM76 202H77V201H76ZM78 202H79V201H78ZM81 202H82V201H81ZM95 202H96V201H95ZM108 202H109V201H108ZM194 202H195V201H194ZM204 202H205V201H204ZM237 202H238V201H237ZM5 203H6V202H5ZM11 203H12V202H11ZM11 203L9 204V207L12 206V208H13V206H14V204H15V206L17 207V208L15 207V209L17 210V209H18V205H16V202L13 203V205H12ZM26 203H27V202H26ZM33 203H34V202H33ZM39 203H37V204H39ZM41 203L39 204V206L37 205L38 207H37L35 204H33V205L36 206V207L34 206V207L36 208V210H35V208H34V210H33V211H35L34 213H32L33 211H32L31 213L27 212L28 209H29V211L31 210V206H30V205H32V203H31L30 205L28 204L30 208H28V209H25V207L23 208V210L25 209V210H27V211H24V212L22 213L23 210H21V214H19L20 210H19L18 213H17L16 210L14 211V212L16 213L15 216H13V214H12V213H13V210H10V211H12V213H11L10 211L7 210V212H10V214H12V215H10V216H6V215H8L9 213H6V215H5L4 213H2V214L5 215V217H4V215L0 214V226H1V228H3L2 226L5 225L4 223H5V221H6L7 219H9L10 221L14 220V221H12V222L14 223V225L16 224V227H17V225H18L17 228L23 226L24 228H26L25 231H27V227L29 228V226H30L29 223L34 224V223H33L34 221H36L37 224H38V222H41V225H43V226H44V224H45L47 221H48L49 223L52 221L51 223H52L53 225H52V224H49V223H47V224H45V225H46V226H47V225H48V226H49V225H50V226L52 225L54 228L51 226L52 228L50 227V229H55V230H57L58 228H61V227L65 226V225H67V227H68V226H69L68 224L72 223V222H71L72 220H73V221L75 220V219H73V216H75V215H74L75 213L73 212V213H74V214H73L72 212L69 211V210H72V209H69V210L66 209L67 211H69V212L67 213L66 210L64 209L66 206H65V207L62 206L64 203L61 204V205H59V202H58V205H57V206H60V207H58V208H60V209L62 208V209H61L62 212H61V211L57 212V210H59V209H57V210L55 209V208H57V207H55V208L53 207L54 209L52 208L51 210H47L46 207L49 209L48 206H45V204L47 205V203H45V204L43 203L44 206H43V204L41 205ZM93 203H94V202H93ZM146 203H147V201H146ZM207 203H208V201H207ZM227 203H228V202H227ZM6 204H7V203H6ZM53 204H54V202H53ZM88 204H89V203H88ZM96 204H97V203H96ZM102 204H103V203H102ZM154 204H155V203H154ZM170 204H171V203H170ZM194 204H195V203H194ZM211 204H212V203H211ZM218 204H219V203H218ZM239 204H240V203H239ZM247 204H248V203H247ZM260 204H261V203H260ZM22 205H23V204H22ZM24 205H25V204H24ZM28 205H27V206H28ZM94 205H95V204H94ZM100 205H101V204H100ZM137 205H138V204H137ZM142 205H143V204H142ZM151 205H152V204H151ZM168 205H169V204H168ZM19 206L21 207V204H19ZM61 206H62V207H61ZM149 206H150V205H149ZM152 206H153V205H152ZM171 206H172V205H171ZM186 206H187V205H186ZM188 206H189V205H188ZM193 206H194V205H193ZM212 206H213V205H212ZM254 206H255V205H254ZM6 207H7V206H6ZM50 207H52V206H50ZM63 207H64V208H63ZM80 207H81V208H80V213H81V211H82L81 209H82L83 207H82V206H80ZM93 207L95 208L96 206H93ZM138 207H139V206H138ZM140 207H141V206H140ZM163 207H164V206H163ZM249 207H250V206H248V208H249ZM260 207H261V206H260ZM67 208H68V207H67ZM75 208H76V207H75ZM84 208H85V207H84ZM209 208H210V207H209ZM223 208H224V207H223ZM231 208H232V207H231ZM0 209H1V208H0ZM4 209H5V208H4ZM7 209H8V208H7ZM9 209H11V207H10ZM13 209H14V208H13ZM19 209H20V208H19ZM32 209H33V206H32ZM63 209L65 210L64 212H63ZM88 209H89V208H88ZM90 209H92V207H90ZM121 209H122V208H121ZM151 209H152V208H151ZM151 209H150V210H151ZM167 209H168V208H167ZM260 209H261V208H260ZM52 210H54L55 213H53ZM55 210H56V211H55ZM83 210H84V209H83ZM93 210H94V209H92V211H93ZM153 210H154V209H153ZM2 211H4V210H2ZM51 211H52V212H51ZM72 211H76V210H72ZM96 211H97V210H96ZM99 211H100V210H99ZM141 211H142V210H141ZM204 211H205V210H204ZM206 211H207V209H206ZM206 211H205V212H206ZM249 211H252V210L250 209ZM261 211H262V210H261ZM84 212H85V211H84ZM94 212H95V211H94ZM105 212H106V211H105ZM135 212H136V211H135ZM199 212H200V211H199ZM255 212H256V211H255ZM257 212L259 213V211H257ZM70 213H71L72 215H71ZM89 213H90V212H89ZM102 213H103V212H102ZM219 213H220V212H219ZM258 213H255V214H258ZM84 214H85V213H84ZM133 214H135V213H133ZM220 214H221V213H220ZM263 214H264V213H263ZM263 214H260V215H263ZM76 215H77V212H76ZM101 215H102V214H101ZM153 215H154V214H152V216H153ZM205 215H206V213H205ZM207 215H208V214H207ZM209 215H210V214H209ZM228 215H229V214H228ZM251 215H252V214H251ZM12 216L15 217L16 220H15V219H12V218H11ZM77 216H78V215H77ZM104 216H105V215H104ZM108 216H109V215H108ZM258 216H259V215H258ZM79 217H80V216H79ZM223 217H224V216H223ZM145 218H146V217H145ZM149 218H150V217H149ZM228 218H229V217H228ZM5 219H6V220H5ZM49 219H51V220L49 221ZM128 219H129V218H128ZM128 219H127V220H128ZM143 219H144V218H143ZM225 219H226V218H225ZM239 219H240V218H239ZM33 220H34V221H33ZM78 220H79V219H78ZM216 220H217V219H216ZM218 220H219V219H218ZM230 220H231V219H229V221H230ZM16 221H18V222H16ZM79 221H80V220H79ZM227 221H228V220H227ZM12 222H11V224H12ZM134 222H135V221H134ZM171 222H172V221H171ZM219 222H220V221H219ZM222 222H223V220H222ZM224 222H225V220H224ZM9 223H10V222H9ZM9 223H8V224H9ZM17 223H19V224H17ZM143 223H144V222H143ZM154 223H155V222H154ZM192 223H193V222H192ZM194 223H195V222H194ZM199 223H200V222H199ZM214 223H215V222H214ZM226 223H227V222H226ZM244 223H245V222H244ZM262 223H263V222H262ZM2 224H3V225H2ZM6 224H7V222H6ZM11 224H9V226H10ZM32 224H31V225H32ZM37 224H36V225H37ZM39 224H40V223H39ZM79 224H80V222H79ZM95 224H96V223H95ZM221 224L224 225L223 223H221ZM227 224H228V223H227ZM227 224H226V225H227ZM260 224H261V222H260ZM12 225H13V224H12ZM12 225H11V226H12ZM34 225H35V224H34ZM41 225H40V226H41ZM73 225H74V224H73ZM96 225H98V224H96ZM132 225H133V223H132ZM222 225H221V226H222ZM226 225H225V226H226ZM258 225H259V224H258ZM46 226H45V227H46ZM48 226H47V227H48ZM137 226H138V225H137ZM221 226H220V227H221ZM246 226H247V225H246ZM34 227H36V226H34ZM38 227H39V226H38ZM65 227H66V226H65ZM73 227H74V226H73ZM195 227H196V226H195ZM195 227H194V228H195ZM198 227H199V226H198ZM230 227H231V226H230ZM239 227H241V226H239ZM7 228L9 229L10 227H7ZM7 228H6V229H7ZM32 228H33V226H31V229H32ZM42 228H43V227H42ZM42 228H41V229H42ZM56 228H57V229H56ZM63 228H64V227H63ZM63 228H62V229H63ZM78 228H79V227H78ZM155 228H156V227H155ZM181 228H182V226H181ZM257 228H258V227H257ZM35 229H36V228H35ZM37 229H38V228H37ZM41 229H40V230H41ZM43 229H45V228H43ZM62 229H58V230H62ZM75 229H76V228H75ZM213 229H214V228H213ZM213 229H212V230H213ZM263 229H264V228H263ZM3 230H5V229H3ZM3 230H0V232L3 231ZM10 230H11V229H10ZM16 230H17V229H16ZM19 230H20V228H19ZM32 230H34V229H32ZM40 230H38V231H40ZM55 230H54V231H55ZM58 230H57V231H58ZM66 230H67V229H66ZM81 230H82V229H81ZM102 230H103V229H102ZM183 230H184V229H183ZM214 230H215V229H214ZM21 231H22V230H21ZM62 231H63V230H62ZM77 231H78V230H77ZM77 231L75 230V232H77ZM83 231H84V230H83ZM168 231H169V230H168ZM8 232H9V231H8ZM22 232H24V231H22ZM27 232H31V231L28 230ZM42 232H43V230H42ZM42 232L39 233V234H42ZM50 232L53 233V230L50 231ZM174 232H175V231H174ZM197 232H198V231H197ZM258 232H259V231H258ZM12 233H13V231H12ZM14 233H16V232H14ZM17 233H18V231H17ZM19 233H20V231H19ZM45 233H46V232H45ZM45 233H44V234H45ZM54 233H55V232H54ZM54 233H53V234H54ZM61 233H62V235H63V232H61ZM61 233L58 231V232H56L54 235H53V234H50V235H49L50 238L47 237V239H46V237H44V238L42 237L43 239H40V240H36V239H34V238H31L30 236H29L30 238H28V236H27L26 238H24V239H25V242L27 243V244H25V243H24V244L27 245V247H28V244H29V246H30V245H33V246L35 245V246L37 247V251H35V249L31 246L32 249L34 250V253L31 252L32 255H33V254H34V255L36 254L35 256H32L33 258L36 257V258H35V261H34V260H31V259H30V260H29V259H26V260H25V259H24V260L21 259V257H22V258H25V257H26V256L23 257V255H21L22 253H23V254L25 253V252H22L23 250L21 251V247L18 246V247H20V248H16V247L14 246V244L12 245L10 242H8V240L5 239V235H7V234H5V235L3 236L2 233H0V264H11L12 262H13V264H28V263L30 264V261H32L31 264H40V263H39L40 261L38 262V260H39L40 258H42L43 255H44V257L47 258V259H46V258H45V259H46L48 262H49V261H52V263H53V261H54V262H56V261H64L65 259L70 261V259H69L70 256H69L68 254H65V253L68 252V251L73 252V251H74L73 248L75 247L76 244H74L75 242L72 243L73 241H71V242H70V240L68 241V238L70 239L71 237H67V240L64 241V240L62 239L63 237H61V236H62ZM64 233H65V231H64ZM72 233H73V232H72ZM101 233H102V232H101ZM117 233H118V232H117ZM145 233H146V231H145ZM145 233H144V234H145ZM242 233H243V232H242ZM24 234L26 235V233H24ZM35 234H36V233H35ZM73 234H74V233H73ZM119 234H120V233H119ZM127 234H128V233H127ZM243 234H244V233H243ZM17 235H18V234H17ZM66 235H67V233H66ZM76 235H79V234H76ZM93 235H94V234H93ZM130 235H131V234H130ZM191 235H192V233H191ZM194 235H196V234H194ZM246 235H247V234H246ZM262 235H263V234H261L260 236L263 237ZM45 236H46V235H45ZM63 236H64V235H63ZM131 236H132V235H131ZM144 236H145V235H144ZM182 236H183V235H182ZM182 236H181V237H182ZM185 236H186V235H185ZM192 236H193V235H192ZM242 236H243V235H242ZM242 236H241V237H242ZM13 237H14V236H13ZM20 237H21V236H20ZM39 237H40V236H39ZM64 237H65V236H64ZM118 237H120V236H118ZM139 237H140V236H139ZM17 238H18V236H17ZM85 238H86V237H85ZM115 238H116V237H115ZM194 238H195V237H193V239H194ZM19 239H20V238L16 239V236H15V238H14L13 240H14V242H16L15 240H19ZM64 239H66V237H65ZM191 239H192V238H191ZM72 240H73V239H72ZM112 240H113V239H112ZM115 240H116V239H115ZM118 240L120 241V238H118ZM179 240H180V239H179ZM182 240H183V238H182ZM186 240H187V239H186ZM189 240H190V239H189ZM258 240L260 241V239H258ZM23 241H24V240H23ZM92 241H93V240H92ZM144 241H145V240H144ZM262 241H263V240H262ZM11 242L13 243L12 240H11ZM18 242H20V241H18ZM49 242H50L51 244H48ZM117 242H118V241H117ZM193 242L195 243V241H193ZM46 243L48 244V248H45V249L42 248V247H45L44 244H46ZM111 243H112V242H111ZM114 243H115V241H114ZM140 243H141V242H140ZM172 243H173V242H172ZM194 243H193L192 245H194ZM259 243H260V242H259ZM22 244H23V243H22ZM47 244H46V245H47ZM77 244H78V243H77ZM115 244H116V243H115ZM117 244H118V243H117ZM236 244H237V243H236ZM16 245H17V244H16ZM50 245H51V246H50ZM237 245H238V244H237ZM240 245H241V244H240ZM258 245H259V244H258ZM38 246H39V247H38ZM49 246H50V247H49ZM78 246H79V245H78ZM78 246L75 247V250L78 248ZM187 246H188V245H187ZM25 247H26V246H25ZM31 247H30V248H31ZM88 247H89V246H88ZM193 247H194V246H193ZM22 248H24V247H22ZM30 248H28V249H30ZM92 248H94V247H92ZM117 248H118V247H117ZM151 248H152V247H151ZM154 248H155V246H154ZM181 248H182V247H181ZM260 248H261V247H260ZM155 249H156V248H155ZM157 249H158V247H157ZM190 249H191V248H190ZM238 249H239V248H238ZM242 249H243V248H242ZM24 250H25V248H24ZM26 250H27V249H26ZM64 250H65V252L63 253ZM67 250H68V251H67ZM72 250H73V251H72ZM88 250H89V249H87V252H85V254L88 253ZM137 250H138V249H137ZM169 250H170V249H169ZM193 250H194V249H193ZM195 250H196V249H195ZM244 250H245V248H244ZM20 251H21V252H20ZM31 251H32V250H31ZM59 251H61V253L63 254V256H62V254H60ZM76 251H77V250H76ZM90 251H91V250H90ZM153 251H154V250L152 249V252H153ZM158 251H159V249H158ZM78 252H79V251H78ZM156 252H157V251H156ZM159 252H160V251H159ZM218 252H219V251H218ZM222 252H223V251H222ZM20 253H21V254H20ZM27 253H28V252H27ZM73 253H74V252H73ZM98 253H99V252H98ZM108 253H109V252H108ZM153 253H154V252H153ZM168 253H169V252H168ZM168 253H167V254H168ZM207 253H208V252H207ZM69 254H70V253H69ZM75 254H76V253H75ZM75 254H74V255H75ZM77 254H78V253H77ZM81 254H82V253H81ZM81 254H80V255H81ZM157 254H158V253H157ZM157 254H155V255H157ZM159 254H160V253H159ZM167 254H164V255H167ZM169 254H170V253H169ZM19 255H21V256H20V259L18 258ZM64 255H65V256H64ZM67 255H68L69 257H68ZM83 255H84V254H82V256H80V257H81L82 259H83V258L85 259V256H87V255H84V256H83ZM106 255H107V254H106ZM194 255H195V254H194ZM76 256H77V255H76ZM76 256H75V257H76ZM78 256H79V255H78ZM157 256H158V255H157ZM175 256H176V255H175ZM175 256H174V257H175ZM191 256H192V255H191ZM216 256H217V255H216ZM216 256H215V258H216ZM223 256H224V255H223ZM227 256H228V255H227ZM32 257L29 256V257H26V258H32ZM75 257H74V258H75ZM110 257H111V256H110ZM161 257H162V256H161ZM187 257H188V256H187ZM11 258H12V261H11ZM17 258H18V259H17ZM33 258H32V259H33ZM74 258H73V259H74ZM76 258H77V257H76ZM87 258H88V257H86V260H87ZM156 258H157V257H156ZM189 258H190V255H189L188 259H189ZM192 258H193V257H192ZM230 258H231V257H230ZM37 259H38V260H37ZM82 259H78V260H80V261H79V262L77 261L76 264H88L87 262H85L86 260L82 261ZM186 259H187V258H186ZM235 259H236V258H235ZM27 260H29L28 263H27ZM156 260H157V259H156ZM178 260H179V259H178ZM184 260H185V259H184ZM204 260H205V259H204ZM232 260H233V259H232ZM87 261H88V260H87ZM164 261H165V260H164ZM164 261H163V262H164ZM170 261H171V259H170ZM224 261H225V260H224ZM224 261H223L222 263H224ZM237 261H238V260H237ZM41 262H42V261H41ZM48 262H47V263H48ZM140 262H142V261H140ZM194 262H196V261L194 260ZM56 263H58V262H56ZM59 263H60V262H59ZM69 263H70V262H69ZM156 263H157V262H156ZM171 263H172V262H171ZM183 263H184V262H183ZM186 263H187V262H186ZM190 263H191V262H190ZM198 263H199V262H198ZM230 263H231V262H230ZM239 263H240V262H239ZM241 263H242V262H241ZM260 263H261V262H260ZM49 264H51V263L49 262ZM71 264H72V263H71ZM90 264H91V263H90ZM98 264H99V263H98ZM120 264H121V262H120ZM142 264H143V263H142ZM148 264H149V263H148ZM168 264H169V263H168ZM187 264H188V263H187ZM195 264H196V263H195ZM199 264H200V263H199ZM218 264H219V263H218ZM237 264H238V263H237ZM261 264H262V263H261Z\"/></svg>", "mask_w": 264, "mask_h": 264}]
</instances>
